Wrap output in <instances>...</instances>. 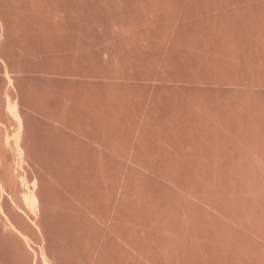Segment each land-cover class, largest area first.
<instances>
[{
	"label": "rangeland",
	"instance_id": "374dc122",
	"mask_svg": "<svg viewBox=\"0 0 264 264\" xmlns=\"http://www.w3.org/2000/svg\"><path fill=\"white\" fill-rule=\"evenodd\" d=\"M16 1V0H15ZM21 1L20 5H23V2L25 5L19 6L16 8L21 9V12H26L25 14L28 15V13L31 11L33 6L32 5H28L29 1L31 3L32 0H27V4L24 0H19V2ZM42 1V0H40ZM46 2H48V6L52 7V2L54 4H58L56 6H60V9L62 7V10L64 8V10L66 9V13L64 15V11L62 10H58L57 7H55V9L57 10V12L59 11V13H61V11L63 13H61V15L63 14L64 16H66V18H68L67 16L71 15L70 19H63L65 21L62 20L61 22V18L59 19V21L62 23L58 22H54L55 19L57 18H52L54 19V21L51 19L52 23L50 22L49 24L46 22V26H44V28L41 26L43 22H45V20L41 21V25L37 22L36 18H38L39 16H42V14L44 13L43 11H40L42 7L39 8V6L37 8V10L33 9V12L36 11H40V13H42L41 15H39L40 13L37 14L36 18L33 19L31 17L27 18V16L24 18V23H22L21 18L22 16L19 17V20L16 22V18L13 20L12 17V23L16 22L15 25L13 23L12 28L11 25L9 24L10 19L7 18L6 21H8L7 23L9 24V29H11V36L9 35V37H11V39H9L8 41L11 40V42L14 44V53L13 54L11 52H9V55H16L13 57H10L11 59L13 58L16 62L18 59V50H16V48L20 49L23 47L25 48V52L22 51L19 55H21L23 57V59L21 60V67L18 65L20 63V59H19V63L17 62L14 63L17 65V67L19 68H24L27 73H31V75L29 74H23L25 73V71L22 69L21 74L19 72V76H27L26 80L22 79L21 77H17L14 79L15 76H12V80H16L15 82H18V78H21L19 80H21L19 84H22L23 89L25 90L24 87H26V90L30 91L29 95L24 96H30L28 97L27 101H29V103H32L33 105H35L36 107H41L43 110L41 111V108H36L38 110L35 111V115L36 112L40 111V113L42 114V117L40 116L41 114H38L36 117V119H40L39 116L43 119L44 114L47 117H51L53 115V112L57 113V115L55 114V120L51 121L52 119L48 118L49 121H51L50 124L47 123V120L45 121H41V120H35L36 123H34V125L36 126V128L38 129V136L36 135L37 140L35 139V134H32V132H30L32 135H30L31 137L34 136V140L32 143V146L34 147L33 144H35L38 140H40V142H37L38 145H40V148L38 145H35V148L40 152V157L39 158H44L46 161V167L44 169L45 173L43 172V168L41 167V174L44 173L43 175L47 176V178H50V181L48 179H45V177H43L41 175L42 179L46 180V183L49 181V185H50V190L48 192V190L46 188L42 187L45 189V192L47 190L48 193L51 192V199L54 197V199H57L59 201V205L61 207L60 203H64L62 204V206L64 205V207H62L63 209V213L62 211H60L62 214L61 216L63 217H58L59 219L57 221H59L61 224L66 223V227L67 228V234L69 235V238L67 240V238L65 237L66 234L64 235L65 239L68 241V245L66 242V245L69 249V243L71 245H73L75 248L81 250L80 253L81 256L80 258L77 257V255L74 254V252L72 251H76V253L78 252L77 249L73 248L72 251L70 250V252H72L71 254L68 252V260L72 261V264H80L81 262H83L85 258H88L90 260H95L94 258L98 259L99 262L101 264H111L114 262V260H112V257L115 253V257H113V259H115L116 264H126V262H133V264H138L139 260L142 259V257H137V253L133 254L136 255L133 256V254L130 257V254L132 253V251H129L128 246L125 244V241L123 238L122 242L127 246V247H123L125 249H127V253L129 255V259L133 257H135L134 261L132 258L131 261H128V255L125 253V249L121 250V246L120 244H123L122 242H120V244H118V239L117 243L116 239L115 242L113 244V242H109V240L113 241V237L115 238H122V237H129L126 239H130L133 241V243L131 244L132 246L135 245L134 243L139 244L141 243V241L145 240L147 241V243H149L148 245H146L143 241V243H141L142 245H146V246H141V248H145V254L147 252L146 249H148L149 247H151L149 250H152V254H150L149 252L147 254H150L152 256V259L154 257V259L160 257L161 262H163V264H184V263H179V261L182 259V262H184L186 260V264H201L202 262H206V259H208L207 257L204 258L205 256L211 255V254H207L208 252L210 253V251L208 249V251H204L202 252V249H205L207 247L210 246V249L212 247V249L214 248L213 244H215V241L211 240V236H208L205 232L210 231L207 230L204 233L209 237L210 241L214 242L211 246V244L209 242H207V238L206 235L203 233V237L205 235L204 238H202L201 235H196V233L198 234L199 232H196L194 234H192V229L194 227V225H192L189 221V219H192L191 221L194 222L193 217H197L198 215L194 214H198L196 213L195 208H197V210H201L200 212L205 213L203 216L206 217L208 214L209 219L206 217L205 221L210 220V218L213 215H209V210H207V207L205 206L204 208V202H198L195 203V201L193 200V196L192 195V200L187 198V194H184V191L187 193H190L189 191H191L192 193L194 192V187L197 188V191H202V187L199 188L200 186H202L203 183L206 182V180L208 179L207 177H210L209 179L214 178L213 180L210 181H216L215 183H211V184H216L220 182L223 183V181L225 180V178L230 179L231 181V176H235V174L239 171L237 170H232V168L230 167L229 163L227 164L228 167V172L233 171L235 174H233V172L229 173L230 177L228 178V174L226 176V174H224L222 172V174L224 175V179L223 181L219 179H221L218 170H215L217 167H220V170H224L225 173H227L226 171V167H224L225 169H223V165H224V161H226L228 158L225 157V155H222L223 152L227 153V151H229V147H231V153L230 156L231 159L232 157H235L236 155L233 156V151H235V149H232V147L234 146L235 148L237 147V149L239 150L238 146H241V142H239L240 145H238V141H243V139L245 140L244 142L249 141L248 143L251 142V144H246L247 145H252L254 147H257L255 145H264L262 144H258L252 143V141L255 138V141L258 140V136L261 135V131L262 134L264 133V128L263 130H260V127L264 125V119L262 120L263 123H261V121L259 122V120H261V117H259L260 113L262 114L264 111V91H261L262 88L264 87V85H260L259 83L262 81L263 78L264 80V20L262 22L259 20L262 16L259 15V8H261V6L264 4H259L256 1V4L253 5L255 7H253V5L251 3L248 2L250 0H246L248 3V7H249V3L250 5L255 8L258 12V16H255V12H253L252 14H255L253 16H251V20L253 21H248V20H240L243 19V16L246 17V15H242L240 11L237 10H244L242 9L243 7L245 8V6H247L246 4H244V0H229L231 3L233 1V4L235 3V1L237 2H241V5H243V7L237 8V10L235 11V13H238L237 15L239 16V20H235L236 16L235 13L233 14L235 17V19H233L231 17V13H233V10L231 8H236L237 2L232 5L234 7L230 6V9L232 10L229 11V3L227 4L228 6H225V0H179L177 2V4H175L176 6H178L177 8H179L181 10L178 11L179 9H177V12L179 13L177 15H172L170 16V14H168L166 11H164V8L162 9L164 12L166 17H163L164 15H162L163 18L158 17L159 20H155L154 22L153 20H151L154 15L159 16L161 11H158L159 8L164 7L167 9V4L172 3L168 2L165 5L162 4L161 2H159L160 4L164 5H160V7L155 6L156 8L149 10L150 12H148L147 15H149V20L148 19H143L146 17L141 15H138V13L142 12L144 9L147 11L145 4L148 3L149 0H141L142 3H145L142 7H144L143 10L142 7L136 6L137 2H139L138 0H45ZM144 1V2H143ZM153 2V0H150V2ZM170 1V0H169ZM192 1V3H191ZM245 1V2H246ZM263 1V0H262ZM14 0H0L1 5L4 4V7H7V10L9 11V8L12 6L11 3H13ZM17 2V3H19ZM39 1H35L34 3L32 1V4H36L34 5L35 7L38 5ZM136 2V3H135ZM148 4H151V3ZM156 4H158V2L155 0ZM153 2V3H155ZM167 2V1H166ZM180 2V5H179ZM182 2H186L183 3ZM190 2V3H189ZM219 2H222L223 6L226 7V9L230 12L228 13L227 10L225 8L222 9V11H225L230 14V18H232L233 20H224V18L228 15L223 14V12L216 14L218 17L219 15L224 16L223 20L221 21L222 17H220L221 19L218 20L219 18H217V20H213L214 18H216L217 16L214 17V13L212 11L207 10L206 13H208V15L211 14V12L213 13V17H211V19H207L206 16H208L205 11L206 10V6L207 4L211 3V4H217V8L221 9L222 4L219 6ZM264 2V1H263ZM17 3H15L17 5ZM45 3V2H44ZM42 2H39L40 6H43ZM50 3V5H49ZM141 4V2H139ZM138 3V5H139ZM165 3V2H164ZM176 3V1L174 2ZM173 4V7L175 6ZM262 3V2H261ZM11 6H10V5ZM136 4V5H135ZM147 4V8L149 9L151 5L148 6ZM185 4V5H184ZM208 4V6H209ZM258 4V5H257ZM9 5V6H8ZM28 5L29 7L32 6L31 8L25 7ZM46 4H44L45 7ZM52 5V6H51ZM142 5V4H141ZM155 5V4H152ZM171 5V4H170ZM169 5V6H170ZM260 5V6H259ZM3 6V5H2ZM140 6V5H139ZM175 6V9H176ZM211 6V7H210ZM209 7L211 8V10H213V6L210 5ZM262 6V7H263ZM34 7V8H35ZM43 7V8H44ZM50 7L47 8L46 5V14H44L45 16L44 19L46 18V21H49V15L50 14ZM52 7V9L54 8ZM152 7V6H151ZM171 5V8L174 9ZM248 7L245 8L247 10V13H251L249 9L248 12ZM14 8L15 5L13 3V8H11V12L14 13ZM24 11H22L23 9ZM42 8V9H43ZM141 8V9H140ZM158 8V9H157ZM170 8V9H171ZM250 8V7H249ZM31 9V10H29ZM48 9V10H47ZM50 9V10H49ZM137 9H139L140 12L137 11ZM155 9L157 11H155ZM169 9V8H168ZM167 9V11H168ZM171 9V10H172ZM193 11V13H195V15L197 14V10H201L202 14L200 15H204L205 13V17L200 18V16L198 18L195 17H191L190 14V10ZM254 9V10H255ZM262 9V8H261ZM264 9V8H263ZM262 9V11H264ZM1 10L3 11V7L1 8ZM5 10V9H4ZM6 10V11H7ZM25 10H29L25 11ZM44 10V9H43ZM54 10V9H53ZM144 10V13L146 12ZM161 10V9H159ZM170 10V12H171ZM185 10L184 12H187L188 16H190L189 18L187 17V15H185V13L182 11ZM189 10V13L188 11ZM196 10V11H194ZM217 10V11H215ZM214 12H218L220 10L215 9ZM246 10L245 12H243V14H246ZM7 11V12H8ZM48 11V12H47ZM129 11H136L137 13L134 12H129ZM175 11V12H176ZM191 11V14H193ZM209 11V12H208ZM253 11V10H252ZM261 11V13H262ZM9 11V14H7L6 12L3 14L2 12V16H4L5 18V14L6 16L10 17L11 13ZM17 16V13H19L20 11H15ZM28 12V13H27ZM32 12V13H33ZM35 12V13H36ZM55 12V10H54ZM52 11V13L55 15L56 12L54 13ZM68 12V15H66ZM129 12L134 13L135 14V18H133L132 16L134 15H130L129 13H127V16L123 15L124 13ZM154 12V15L152 17V13ZM156 12H159L158 14H156ZM174 12V13H175ZM176 12V13H177ZM204 12V13H203ZM11 13V14H10ZM29 13V14H32ZM33 13V14H35ZM51 13L50 16L54 15ZM58 13V14H59ZM77 13H81V14H77ZM147 13V12H146ZM150 13V14H149ZM163 13V12H162ZM173 13V12H172ZM175 13V14H176ZM184 13V20H178V18H180L181 14ZM210 13V14H209ZM249 13V14H250ZM32 14V15H33ZM58 14H56L58 16ZM77 14L79 15V17H75L74 15ZM241 14V18L240 15ZM248 14V15H249ZM10 15V16H9ZM19 15V14H18ZM21 15V13H20ZM24 16V14H22ZM36 15V14H35ZM59 14V16H61ZM62 15V16H63ZM81 15V16H80ZM170 17V20H166L164 18H167L168 16ZM183 15L180 19L183 18ZM247 15L246 18H249ZM264 15V13H263ZM31 16V15H30ZM34 16V15H33ZM61 16V17H62ZM73 16V17H72ZM138 16V18L136 17ZM155 16V17H156ZM161 16V15H160ZM194 16V14H193ZM258 19L255 18V17ZM41 17V19H42ZM49 17V18H48ZM82 17V18H81ZM126 17V18H125ZM151 17V18H150ZM178 17V18H177ZM185 17L187 19H185ZM147 18V17H146ZM156 17V19H158ZM162 20H161V19ZM177 18L178 22L175 20V23L173 22V20ZM238 18V17H237ZM262 18H264V16H262ZM6 19V18H5ZM29 19L31 21H29ZM57 19V21H58ZM228 19V18H227ZM26 20H28V22H25ZM36 20V21H34ZM38 20H40V18H38ZM250 20V19H249ZM20 21V22H19ZM54 22V23H53ZM18 23V25H17ZM57 23V24H56ZM22 28H21V26ZM25 27V29H24ZM42 28V29H41ZM176 32H178V35H176ZM9 33V31H8ZM171 33L175 34L174 37H176L174 40L171 36ZM241 34V35H240ZM261 37L263 38V40H260ZM7 38V37H6ZM28 41H27V40ZM7 40V39H6ZM6 40L2 41L5 42ZM263 42V43H261ZM1 41V39H0ZM8 41H6L8 43ZM10 43V42H9ZM8 43V44H9ZM5 44V43H4ZM3 44V46H5ZM7 44V45H8ZM21 45L23 47H21ZM13 46V45H12ZM9 47V45H8ZM7 47V48H8ZM11 47V46H10ZM16 47V48H15ZM10 51L12 50L11 48H9ZM31 49H33L35 52L29 55H27L28 51L26 52V50H29L30 52H33ZM5 53L7 55L8 50L5 47ZM7 51V52H6ZM21 51V50H20ZM232 52H236L234 55ZM25 53V54H24ZM40 53V54H37ZM239 54V61H236L238 58H236V60L233 58L238 57ZM235 56H233V55ZM27 55V56H26ZM232 55V57H231ZM20 57V56H19ZM20 57V58H22ZM2 58V57H0ZM3 59V58H2ZM0 59V61L2 60ZM13 60V61H14ZM5 61V59H4ZM4 61H1V63H4ZM14 61V62H15ZM234 61H236V64L238 65H233ZM238 62L240 64H238ZM0 63V64H1ZM8 63V62H5ZM4 63V64H5ZM2 64V65H4ZM12 63V65H14ZM250 64H253V68L256 66V68L259 70L256 71L260 72V78L257 81L256 79L259 77V73L257 74L254 71H252V67L250 68ZM6 65V64H5ZM12 65L9 63L3 67V70H5L6 67V73H8V70H10L8 67L11 66L10 68L13 69ZM14 65V66H16ZM16 68V67H15ZM13 71H11L10 75H12V72H15L16 69ZM19 68V69H20ZM252 69V70H251ZM41 71V72H40ZM46 71V73H45ZM3 73H5L4 71H2ZM10 72V71H9ZM43 72V74L41 75V73ZM253 72V73H252ZM1 73V75L3 74ZM4 74V76H8V74ZM18 72L16 71V74ZM40 73V74H39ZM15 74V75H16ZM49 75V76H45V75ZM9 75V76H10ZM14 75V74H13ZM29 75V76H28ZM70 75V76H69ZM251 75L252 76V80H253V85L254 87L257 86V88L259 89V87L262 86V88L259 89V91H257L258 89L255 88L256 91L253 90V86L251 87L252 83L250 82L251 80ZM254 75H258V77L254 76ZM3 76V77H4ZM8 76V77H9ZM2 77V76H0ZM23 77V78H24ZM29 77V78H28ZM224 77H229L228 79H232L234 81L231 80V82L227 83V84H238L237 82L241 83V87L239 85L240 90H237V93H243V95L248 96V99L246 97V99L249 101V95H252L250 99L253 98H257L256 101L255 99H252L254 101H249V104H253L251 106V108L253 107V110L251 108H249V104L248 102L246 103V101L241 97L237 96L236 94H234V92H236L235 90L231 91L229 90V86L226 85L224 82L226 80V78ZM28 78V79H27ZM254 78L256 80V83L259 82L257 85L254 81ZM225 79V81H224ZM173 80L175 81L174 83L177 84V82L179 81L180 83H178L177 85L173 84ZM14 82V85L16 86L17 84ZM236 82V83H235ZM263 82V81H262ZM261 82V83H262ZM247 83V84H246ZM17 85V87H20V85ZM256 84V85H255ZM238 85H236L235 87H238ZM8 86H10V84L8 83ZM232 86V85H230ZM243 86V87H242ZM249 86V87H248ZM259 86V87H258ZM234 87V86H232ZM251 89V91L247 92L246 89L248 88ZM231 88V87H230ZM20 89V88H19ZM21 88V90H23ZM234 89V88H231ZM23 90V91H24ZM247 92V94L245 93V91ZM253 90V91H252ZM264 90V89H263ZM28 91V92H29ZM27 92V93H28ZM23 93V92H22ZM26 93V92H24ZM23 93V94H24ZM245 93V94H244ZM252 93V94H250ZM254 93V96H253ZM242 96V95H240ZM239 97L241 100H238ZM244 97V96H243ZM23 98V99H24ZM26 101V98L24 99ZM26 101V105L28 104ZM241 103V105L243 106L242 103H245V107L248 106V108L246 109V112L243 114L242 106H239V102ZM244 101V102H243ZM253 102V103H252ZM254 102L255 105L257 104L259 108H255L254 107ZM24 103V101H23ZM31 104L27 105L30 107ZM32 106V105H31ZM33 108L32 111L34 112L35 107L32 106ZM228 107V108H227ZM229 107L230 110L231 108L233 110H231L232 112L229 111ZM241 109L239 111L238 108ZM30 109V110H31ZM228 109V110H227ZM243 109V110H244ZM259 110V114L257 111L253 112L254 115L258 116L260 119H258L257 117L255 118V116L253 117L251 115L252 111L254 110ZM45 110V111H44ZM46 110L47 112L49 111L52 115H47L46 114ZM261 110V111H260ZM32 111H30L29 113L31 114ZM245 111V110H244ZM37 112V113H38ZM248 112V113H247ZM243 114L244 117H246L245 120H243L240 116H238L240 118V121L237 119L235 120H231L232 118L235 119L234 117L231 118V116H237L238 114ZM33 114V115H34ZM264 114V113H263ZM262 114V117L264 118ZM251 115V116H250ZM58 116V117H57ZM31 118V115L29 116ZM34 117V116H32ZM226 118L225 121L224 119L222 120V118ZM56 118L59 121H63L60 123L63 124H67L64 126H62L61 128V124H59L58 122H56ZM227 118L229 120H227ZM250 119L249 122L247 121ZM46 119V118H45ZM44 120V119H43ZM215 120H217L215 122ZM218 120H222V124H226V127H228V125H230L231 129H235L237 130H241L243 129V124H241L242 122L246 123V121L248 122L247 125L253 124V128L254 129V133L249 134V131L247 132V130H249L250 128L247 127V125L244 128V132H242V134L246 135V136H241V138H239V136L237 137V139H239L236 143L237 145H231L232 143L228 142V139L225 138L226 135L224 133H221V131H219V129H221L222 127H224L218 122ZM227 120V121H226ZM241 120H243L241 122ZM242 125V128L239 129V123ZM33 122L30 121V123ZM52 122H56V125H53ZM257 122L259 124H257ZM9 124V128L12 130L15 126L14 123L10 124L9 122L7 123ZM5 125L6 127L8 125ZM33 124V123H32ZM59 124V125H57ZM218 124V125H217ZM239 124V125H238ZM31 125V124H30ZM33 125V126H34ZM221 125L222 127L219 128L218 126ZM240 125V126H241ZM259 125V126H258ZM13 126V128H11ZM34 126V127H35ZM60 126V127H59ZM66 126H71V127H67L68 129H75L76 131L74 132V130H66ZM32 127V126H31ZM30 127V129H31ZM224 129V131H226V128ZM230 127H228V130L230 129ZM259 127V128H258ZM7 127V130H10ZM64 128V129H63ZM143 130V133L141 132L140 129ZM256 128H258L257 131ZM262 128V127H261ZM35 129V128H34ZM223 129V128H222ZM221 129V130H222ZM231 129L227 132L230 134ZM10 130V131H11ZM36 130V129H35ZM32 131V129H31ZM34 131V130H33ZM73 131V132H72ZM80 131V134L77 132ZM140 131V132H138ZM222 131V132H224ZM233 131V130H232ZM235 131V132H236ZM253 132V131H252ZM257 132H258V136H257ZM140 133V134H138ZM142 133V134H141ZM238 133V132H237ZM235 133V135L237 134ZM248 133V134H245ZM233 134V133H232ZM237 134V135H239ZM252 134V135H251ZM254 134V136H253ZM256 134V135H255ZM248 138H243V137H247ZM250 135V136H249ZM230 135H228L227 137H229ZM261 136H264L261 135ZM235 136L232 137V135L230 136V138H233V140H237ZM260 137V136H259ZM253 138L252 141H250ZM32 139V138H31ZM214 140L216 142L221 143L220 146V150L223 151L222 154H217L218 158L217 159H221L224 160L223 162H220L222 160H214L211 159L210 156L212 153L214 154V150H217L216 146L212 147H216V148H212L211 144L209 143V140ZM223 139H227L226 143H223ZM246 139H248L246 141ZM207 140L209 141L207 143ZM232 140V139H231ZM262 138H260V141H256V142H262L261 141ZM264 140V138H263ZM211 141V143H212ZM234 142V143H235ZM233 143V144H234ZM189 144H192L194 146V150H196V152H192L193 150H191V146ZM210 144V146H209ZM213 144V143H212ZM243 144V143H242ZM228 145V146H227ZM189 146V148H188ZM249 146V147H252ZM108 147L113 148V151H109L110 149ZM248 147V148H249ZM253 147V148H254ZM242 148V146L240 147V149ZM244 148V147H243ZM242 148V149H243ZM246 148V147H245ZM33 149V148H32ZM40 149V150H39ZM236 149V150H237ZM34 150V149H33ZM191 150V151H190ZM215 150V151H216ZM235 151L234 153H238L239 151ZM249 150V149H248ZM247 149H245L244 155L247 154ZM194 153V154H190V152ZM38 152V154H39ZM218 152V151H216ZM220 153V151L218 152ZM35 154V153H34ZM229 154V153H228ZM36 157L39 156L37 154H35ZM224 156V158L222 156ZM155 156V157H154ZM208 156V157H207ZM215 156V155H213ZM220 156V157H219ZM35 157V156H34ZM34 158V160H37L35 166H40L43 165L44 167V159L43 162L39 165H37V162L39 159ZM238 157V156H237ZM132 158L134 160H132ZM137 158V159H136ZM213 158V157H212ZM236 158V157H235ZM235 158H233V160H231L229 158V162H232L235 164L236 160H234ZM138 159L142 162H140L142 165L148 167L147 165L152 164V161H155L153 165H155L154 169L148 167L151 171L149 172L145 170L144 168H142L143 166L139 165L137 163H134V161L136 160V162L138 161ZM153 159V160H152ZM214 160L215 163H213ZM249 160V159H247ZM151 161V163H150ZM35 162V161H34ZM247 162V161H246ZM244 163L247 167L251 168L250 162L248 163L249 166L247 165V163ZM40 163V162H39ZM218 164V163H223V165H214V164ZM232 163H230L231 165H233ZM133 164V166H132ZM147 164V165H146ZM237 164V163H236ZM226 165V163H225ZM240 165V164H239ZM151 166V167H152ZM217 166V167H214ZM237 165L232 166L233 168H235ZM222 167V169H221ZM40 169V167H37V169ZM231 168V171L230 169ZM236 168H241L236 167ZM37 169L33 170L32 172V177L35 178V180H38V178L36 179V175L37 173ZM218 169V168H217ZM254 169V168H253ZM157 170L156 174L161 173L164 174V176L159 177L158 174L157 176L155 175V172L152 173V171ZM36 171V172H35ZM217 171V172H216ZM237 171V172H235ZM255 171V170H254ZM40 172V170L38 171ZM36 173V174H35ZM50 173V174H49ZM34 174V176H33ZM222 175V176H223ZM38 177L40 175H37ZM51 176V177H50ZM167 176V177H165ZM58 177V178H57ZM163 177L167 178H172L170 179L171 181H175L172 182V184L181 186H185L184 188H187V190L184 189V191H181L183 187L179 188L180 189V193L178 194L179 190H177L176 186V190L175 192H177V195L179 196L181 193L182 197H184V199L186 200H190L188 201H183L180 200L182 199L179 198L178 196L174 195V191L172 190V188L174 187V185L171 184V182L167 181V179L165 180ZM207 178L206 180H203V178ZM40 178V177H39ZM53 178V179H52ZM61 178V182L62 184L56 180ZM234 177H232L233 180ZM236 178V179H235ZM233 182L228 181L227 179L225 180V185L227 186V188L229 189V186H232L230 184L233 183V186L237 185V181L239 182H243L244 180L238 179L235 176ZM41 179V180H42ZM208 179V180H209ZM40 182L43 183V180ZM44 180V181H45ZM48 180V181H47ZM53 180V181H51ZM169 180V179H168ZM241 180V181H240ZM59 184H58V182ZM205 181V182H204ZM57 182V183H56ZM209 181H207V185ZM230 182V183H229ZM44 182V186L48 187L49 185H45L46 184ZM56 183V184H55ZM177 183V184H176ZM220 183V184H222ZM227 183L229 185H227ZM235 184V185H234ZM244 184V183H243ZM241 185L239 187H248L247 183L245 182L244 185ZM124 185V187H122ZM206 187V183L204 184ZM213 185V186H214ZM173 186V187H172ZM210 186V184L208 185V187ZM216 186V185H215ZM214 186V187H215ZM220 186V185H219ZM218 186V187H219ZM178 187V186H177ZM204 187V188H205ZM207 187V188H208ZM217 187V188H218ZM225 188L224 185H221V188ZM237 190H246V189H242L240 188ZM48 188V189H49ZM122 188V189H121ZM175 188H173L175 190ZM188 188H192V189H188ZM199 188V189H198ZM211 188V187H210ZM222 188V189H223ZM237 188V186H236ZM124 189V191H126L125 194L124 191H122ZM209 189V188H208ZM214 188L212 187L210 190L213 191ZM227 189V190H228ZM232 189V188H231ZM230 189V190H231ZM141 190L144 191L142 192L143 194L147 192L148 196L144 195L145 198L139 197L138 193L140 192L141 194ZM189 190V191H188ZM207 190V189H206ZM206 190L202 191L203 193L206 192ZM210 190L209 193L211 192ZM216 190V191H215ZM213 191V193L217 192V190H220V188L216 189ZM226 190V188H225ZM223 189V191H225ZM119 191L123 192L122 197L120 196L121 194L119 193ZM170 191V193H169ZM195 191V192H197ZM221 191V190H220ZM219 191V193H220ZM44 192V193H45ZM194 192V193H195ZM222 192V191H221ZM226 192V191H225ZM247 192V191H246ZM201 193V194H203ZM208 193V192H207ZM218 193V192H217ZM218 193V199L216 198V200H213V198L215 199L214 195L212 194V192L210 194H212V196L210 195L209 197L211 198V201L213 200L214 202L216 201L217 204L219 205V198H220V194ZM223 193V192H222ZM231 193V192H230ZM228 194V192H226V194L224 193V195H230V198L232 200H239L237 199L233 194ZM244 193V192H243ZM46 195H48L47 193H45ZM143 194H141L140 196H143ZM200 194V192H199ZM198 193H195V196L198 197L197 195H199ZM200 194V196H201ZM45 195V196H46ZM49 195V196H50ZM125 195V196H124ZM185 195V196H183ZM208 196V194H206ZM221 196L223 199V197L225 196ZM227 195V196H228ZM233 195V197L231 196ZM240 195V194H239ZM242 195V194H241ZM240 195V202L245 204V207H243L241 204V206L239 207L241 214L243 210V214L247 211V210H251L252 206L251 204H249L250 206L246 205L247 202H252L250 201V197L248 198L249 200H247V197L244 196L241 198ZM187 196V197H186ZM194 196V199L196 200ZM199 196L198 199H202V197L205 199L206 196L202 195L201 197ZM121 197V198H120ZM124 197V198H123ZM234 197L236 199H234ZM47 198V196L45 197ZM120 198V199H119ZM191 198V197H190ZM208 198V197H207ZM209 198V199H210ZM49 202L53 203V200H51ZM204 199H202L201 201H203ZM208 199V200H209ZM225 199V198H224ZM220 200L223 204H226L225 200ZM226 199H229L226 197ZM243 199V201H242ZM246 199V201L244 200ZM207 200V199H206ZM230 200V199H229ZM229 200L227 202H229ZM46 201H48V198L46 199ZM62 201V202H61ZM79 201V203H78ZM181 201H183L181 203ZM200 201V200H199ZM212 201V203H213ZM225 201V202H224ZM55 202V201H54ZM186 202V203H184ZM192 202H193V206L194 208H192L193 210H190L192 206ZM215 202V203H216ZM231 203H233L234 201H230ZM230 202L227 203L229 208H232L235 206V204H231L232 207L230 206ZM238 202V201H237ZM240 202H238V206L240 204ZM246 202V203H245ZM48 203V202H47ZM55 206H53L51 204V207L53 206L55 209L57 206V202H55ZM78 203V204H77ZM184 203V205H183ZM190 205H189V204ZM220 203V209L218 207V205L213 203V206L216 205V209L219 211H221L223 213V210L221 209V207H223L224 205ZM80 204V205H79ZM185 204H187L185 206ZM196 204V205H195ZM222 204V206H221ZM48 205H50V203H48ZM189 205V206H188ZM202 205L204 210L202 209ZM236 205V207H238ZM259 205V204H258ZM258 205H254L255 207H262L261 204ZM170 206V207H169ZM191 206V207H190ZM227 206V207H228ZM251 207V208H247ZM167 207L172 208L171 212V222L170 219L168 221V219H165V216H167L169 213L167 211ZM190 207V209H189ZM218 207V208H217ZM225 206L224 212L225 210H228ZM243 207V209H242ZM259 207V208H260ZM58 208V207H57ZM56 208V209H57ZM165 208V209H164ZM227 208V209H226ZM247 208V209H246ZM258 208V209H259ZM48 209H52V208H48ZM61 208H59L58 210H56V212L59 213V210ZM173 209H174V213L175 216L173 215ZM186 209L189 212V215L191 214V216H193L192 218H190V216L187 215L186 213ZM257 209V211H259ZM261 209V208H260ZM162 210H167L166 212L168 214H166V212H162ZM190 210V211H189ZM195 213H190V212H194ZM206 210L209 211L208 213H206ZM232 213L230 218H232V220H234L235 218H238L237 221H239L240 223L243 222L242 218H241V214L240 213H234L235 208L231 209ZM230 209L228 211H231ZM234 210V211H233ZM238 210V209H237ZM245 210V211H244ZM249 210V211H250ZM254 210V209H253ZM50 211V210H49ZM246 212L247 216L249 214H251L250 212ZM256 211V208H255ZM262 211V210H260ZM51 212V211H50ZM49 212V213H50ZM52 212H55L52 211ZM55 212V213H56ZM158 212V213H157ZM219 212V213H221ZM237 212V211H235ZM47 213V215L49 214ZM55 213H52L53 216ZM162 214L163 216H154L155 214ZM212 213V212H211ZM228 213L229 212H225ZM223 213L225 216L226 214ZM249 213V214H248ZM262 213V212H261ZM193 214V215H192ZM202 214V213H200ZM236 214L239 215V217H236ZM46 215V217H47ZM56 215V214H55ZM230 215V214H229ZM235 215V216H233ZM245 215V214H244ZM242 215V217L244 216ZM50 216V214H49ZM58 216V215H57ZM60 216V214H59ZM203 216H199L198 218L200 219H196V223L197 220L200 222L203 219ZM211 216V217H210ZM252 215H250V218L253 219L251 217ZM45 217V218H46ZM169 217V216H167ZM220 217V216H219ZM229 218V216H226ZM234 217V219H233ZM50 218H53L52 216ZM62 218V219H60ZM202 218V219H201ZM217 218V216H216ZM214 216V219H216ZM49 219V217H48ZM57 219V217H56ZM213 218H211V222ZM224 219V218H223ZM241 219V221L239 220ZM52 219H50L51 221ZM219 220V218H218ZM216 220V221H218ZM232 220L229 222H232ZM47 221V219L45 220ZM54 221V224H53ZM52 223L49 222V226H52L51 224L60 226V223H55V219H53ZM62 221V222H61ZM204 221V219H203ZM223 221L227 222L226 220H222L220 219V223H222ZM236 221V220H235ZM236 221V222H237ZM198 222V223H199ZM202 222V221H201ZM201 222H200V227H202L204 224H202L201 226ZM210 222V221H208ZM234 222V221H233ZM48 223V221L46 222ZM205 223V222H203ZM207 223V222H206ZM204 226H207L208 223ZM218 222H215V225ZM219 223V224H220ZM224 223V222H223ZM222 223V224H223ZM235 223V222H234ZM239 223V224H240ZM244 223V222H243ZM247 223V222H246ZM245 223V224H246ZM126 224L130 225V227L134 228L133 233H131V237L128 236L130 234V232H127V228H125ZM168 225L170 228L167 229ZM194 224V223H193ZM212 224H214V222H212ZM211 224V225H212ZM242 224V223H241ZM225 225H228L227 223H225ZM225 225H223V227H226ZM231 225V229H232V224ZM229 225V226H230ZM233 225H236L233 224ZM244 225V224H242ZM48 226V224L46 225ZM62 229L65 230V228L63 227V225H61ZM198 225H196L197 227ZM198 226V228H200ZM209 228H210V223H209ZM220 226V225H218ZM227 226V229L229 230L230 237L232 234L237 233L236 236L241 232V234H239V236H237V239L241 241L242 238H240L241 236L246 237V233L244 230H239L238 226L236 225V227L234 228H238L236 230V232H232L230 230V227ZM248 226V224L246 225V227ZM54 227V226H53ZM54 227V229H55ZM160 227H166V228H162L160 229ZM186 230L184 231L185 228ZM195 227V229H196ZM50 227H48L49 229ZM57 229H59V231H61V228L56 227ZM126 231H125V229ZM183 228V229H182ZM203 228V227H202ZM201 228V229H202ZM214 228L211 226V229ZM215 228H218L217 226ZM220 228V227H219ZM218 228V229H219ZM222 228V226H221ZM234 228L232 229L234 231ZM52 229V228H50ZM57 229H55V232L57 234ZM129 229V226H128ZM175 231L172 233V231ZM194 229V230H195ZM201 229H199L198 231H200ZM205 229V228H204ZM218 229H214V230H218ZM223 229V228H222ZM221 229V231H222ZM226 229V230H227ZM63 230V231H64ZM116 230H119L118 234H114L117 233ZM137 230H141L144 231L143 234V239H142V233L140 231L141 234H136L139 233L137 232ZM161 230L163 231L162 234L164 233V231H166V234H164V236H162ZM187 230H190V232H188L189 235H193L192 240L191 237L188 236L186 237L185 234H187ZM193 230V231H194ZM225 230V229H224ZM225 230V231H226ZM250 230H253L250 228ZM50 231V230H49ZM48 231V232H49ZM53 231V230H52ZM115 231V232H114ZM136 231V232H135ZM160 231V232H159ZM215 231V233H216ZM219 231V230H218ZM221 231L219 232L220 234L223 235V231L221 233ZM238 231V232H237ZM114 232V233H113ZM123 232H127L126 234ZM135 232V234H134ZM172 233L173 235H169V233ZM50 233V232H49ZM52 233V232H51ZM50 233V236H51ZM66 233V232H65ZM202 233V231L200 232ZM212 233V231H211ZM228 233V231H227ZM226 233V234H227ZM245 233V234H244ZM54 239L59 238L57 235ZM63 234V233H62ZM114 234V235H113ZM122 235L121 237L119 235ZM125 234V236L123 235ZM128 234V235H127ZM183 234V235H181ZM214 234V232H213ZM217 236L220 235L218 233H216ZM224 233V235H226ZM245 236H244V235ZM248 234V233H247ZM67 235V236H68ZM134 235V236H133ZM140 235V236H137ZM212 235V234H211ZM215 235V234H214ZM249 235V234H248ZM53 236V235H52ZM60 236V233H59ZM171 236V237H170ZM182 236L188 240L187 238H189L190 241H186L188 242H194L193 244H189L192 245L189 246L190 250L186 249L185 252H187V255H184V253L181 251L182 249V245L180 247L181 239ZM228 236V234H227ZM235 234L233 235V237L228 238V240L230 239V243L226 244L227 246L231 244V240L233 238V240L235 241L236 238L234 239V237H236ZM250 236V235H249ZM248 236V237H249ZM62 237V235L60 236ZM63 237V238H64ZM146 237V238H145ZM170 237V238H169ZM197 239H195V238ZM216 239V243L218 244L219 241L217 239L222 238V236H220L219 238H216V236H214ZM224 237V238H225ZM247 237V238H248ZM198 238L200 240V245H198ZM222 238L221 240L223 241ZM225 238V239H226ZM53 239V238H52ZM62 239L63 242H65ZM125 239V240H126ZM195 239V240H194ZM246 239V238H245ZM36 240V239H33ZM57 240H60L57 239ZM57 240L56 242H53V240H51L53 242V244L55 243L57 245ZM120 240V241H121ZM206 240V241H205ZM220 240V241H221ZM61 241V242H62ZM70 241V242H69ZM96 241V249H98V242L102 243V246H106L104 247V249L108 252L109 255L107 256H100L99 253L97 254L96 249H94V251L92 252L93 248L95 246H93L92 244ZM183 241V240H182ZM185 241H183V243H185ZM218 241V242H217ZM225 241V240H224ZM223 241V242H224ZM38 242H41V240H38ZM37 240L36 242H34L35 244L38 243ZM51 242V244H52ZM61 242L59 241V244L57 245V247L59 246L60 249L61 247ZM91 242L93 247L91 249V247H87L89 243ZM126 242H128V240H126ZM226 242V241H225ZM239 242V241H238ZM100 243V244H101ZM104 243V244H103ZM109 244H113V246L115 245V248L117 247L116 250H114L115 248L112 247V245H109L111 249L107 246ZM131 243V241L129 242ZM187 243L185 244L186 247ZM209 243V244H208ZM234 243V242H233ZM233 243L231 245H233ZM240 243V242H239ZM237 243V244H239ZM242 243V241H241ZM65 244V243H63ZM95 244V243H94ZM99 244V245H100ZM123 244V246H124ZM195 244V246H194ZM216 244V245H217ZM42 245V244H41ZM54 245V246H56ZM89 245V246H90ZM198 245V246H196ZM223 244L217 245L216 248H220ZM225 245V244H224ZM223 245V246H224ZM37 246H40V243H38ZM101 246V245H100ZM101 246V248H103ZM148 246V247H147ZM156 246V248H155ZM158 246H164L161 247L162 253H164L163 257L160 256L161 250H160V254L158 255L159 249ZM200 246V247H199ZM233 245L232 247L236 250L238 248V246L235 248ZM240 246V245H239ZM41 247V246H40ZM53 247V246H52ZM135 247V246H133ZM147 247V248H146ZM188 247V248H189ZM198 247V248H197ZM226 248V246H224ZM229 247V246H228ZM227 247V248H228ZM38 251H40L39 247H37ZM56 248V247H55ZM62 251L63 248L65 249V247H63L62 245ZM67 248V249H68ZM137 248V245L135 247ZM164 250H163V249ZM185 248V247H184ZM192 248V249H191ZM231 248V246H230ZM228 248V250L230 249ZM113 255L112 254V251ZM156 251H154V250ZM158 249V250H157ZM211 249V252L213 251ZM241 249L240 252H237V250L235 251L236 253H243L242 248H239V250ZM55 249H53L54 251ZM118 250V251H117ZM141 249H139L140 251ZM185 250V249H182ZM222 252H221V248L220 251L215 252L217 255H215L213 252V256L215 257V260L213 259V256H209L212 262V259L217 262L219 260V255L226 253L224 251V249L222 248ZM227 250V249H225ZM227 250V251H228ZM238 250V251H239ZM59 250H57L58 252ZM83 251V253H82ZM104 251V250H103ZM102 251V252H103ZM111 251V252H110ZM190 251V252H189ZM216 251V250H215ZM56 252V250H55ZM64 252V251H63ZM96 254V257L93 256ZM127 255V258L125 256V254ZM224 252V253H223ZM231 252V249L228 251ZM228 252L226 255H224L225 257L228 255ZM234 251L231 252L234 253L232 254L233 256H236V253ZM40 253V252H39ZM59 254L61 253V251L58 252ZM66 252L64 255L67 254ZM101 253V252H100ZM104 254H107L106 252H103ZM153 253H156L153 254ZM206 253V254H205ZM57 257H59L58 255ZM229 254L232 258V255ZM245 254V253H244ZM38 255V252H37ZM41 255V253H40ZM102 255V254H101ZM149 255V256H150ZM184 255V256H182ZM205 255V256H204ZM241 255V256H238ZM238 257H241L242 260L240 262L238 257H235L234 259L238 260L237 264H243L242 261H244L243 259V255L242 254H238ZM79 256V253H78ZM97 256L101 257V258H97ZM112 256V257H111ZM147 257L149 258V260H145L143 261L142 264H147V262L149 263V261L151 262V257ZM158 256V257H157ZM222 256V255H221ZM227 256L225 257H221V259L225 258V260L230 257ZM256 255H254L253 258ZM39 257V255H38ZM37 257V258H38ZM85 257V258H83ZM212 257V258H211ZM40 258V257H39ZM38 258V259H39ZM63 258H60L63 260V262L65 261ZM82 258V261H81ZM181 258V259H180ZM205 260H204V259ZM218 258V260L216 259ZM59 259V261L61 262V260ZM67 259V258H65ZM101 259V260H100ZM127 259V260H125ZM151 259V260H150ZM198 259H203L202 261L198 260ZM232 259V260H234ZM247 259V257H246ZM41 260V258H40ZM39 260V261H40ZM89 260V261H90ZM95 261V263L98 262ZM112 260V262H111ZM157 260V259H156ZM154 262V260H152V263L155 264H162L161 262L157 261ZM184 260V261H183ZM225 260H222L223 262H226ZM231 259H229V262L227 264H229L231 261ZM236 260H234L236 262ZM69 261V262H70ZM75 261V262H74ZM89 261H87V264H89ZM213 261V262H214ZM220 261V260H219ZM246 261V260H245ZM59 262V263H60ZM62 262V263H63ZM91 262V261H90ZM94 262V261H93ZM92 262V263H93ZM114 262V263H115ZM135 262V263H134ZM181 262V261H180ZM212 262V263H213ZM213 263V264H217V263ZM221 262V261H220ZM221 262L222 264H225ZM235 262H233L234 264H236ZM71 263V262H70ZM66 261V263L64 262L63 264H70ZM85 263V262H84ZM94 263V264H95ZM113 263V264H114ZM149 263V264H152ZM203 263V264H204ZM247 262H245V264H247ZM98 264V263H97ZM128 264V263H127ZM132 264V263H129ZM140 264V263H139ZM207 264L208 261H207ZM220 264V263H219ZM232 264V262L230 263Z\"/></svg>",
	"mask_w": 264,
	"mask_h": 264
},
{
	"label": "bare ground",
	"instance_id": "6f19581e",
	"mask_svg": "<svg viewBox=\"0 0 264 264\" xmlns=\"http://www.w3.org/2000/svg\"><path fill=\"white\" fill-rule=\"evenodd\" d=\"M24 1L26 2L27 0H24ZM32 1H33V3H34V0H32ZM32 1H31V3H30V1H29L28 5H29V4L32 5L33 8H31L32 6L29 7L28 5L24 6V8H25V7L31 8V9H32V12H33V9L37 10V9H39L40 7L43 8V7H44V4L47 5V8L50 7V6H48V2H46L45 0H42V1H40V0H35V1L42 2V3L45 2V3L43 4V6H40L41 4L39 5V2H36V3H38V5H37L36 7L34 6V5H36V4H32ZM49 1H50V0H49ZM51 1H52V0H51ZM51 1H50V3H51ZM136 1H137V0H136ZM138 1L141 2V4H142V5H141L139 2H137V3L135 2V3L137 4V5H136V4H135V5L138 6V8H139V7H142V6L146 3L147 0H146V1L144 0L145 3H142L141 0H138ZM144 1H143V2H144ZM156 1L158 2V4H156L155 0H153V2H155V3H153L152 1L150 2V0L148 1V3H149V2L151 3V4H148V3H147L148 6H149V5L152 6V7L149 6V7H150L149 9L147 8V4H145L147 11L144 9V7H142V9L140 8L141 10L144 9L147 13H146V12L144 13V10H143L142 12H140L141 10L139 11V9H137V11L140 12V13H138V15L142 14V17H143V16L145 17V15H143V14H146V17H147V18L145 17V18H143V19H148V21L153 20V22H154V19H155V20H159L158 17H161V18L166 17V15L164 14V13H166V12H167V13L169 12L168 14H170V16H172L173 14H174V15H177V14H178V16H179V13L181 12V10H180L179 8H177L178 6L175 5V4H177V2H178L179 0H170V1H169V0H166L167 2L164 1V0H156ZM161 1H162V2L164 1L165 3H164V2L162 3ZM171 1H172V3H174V2L176 1V3H174V5L176 6V9H175V6L173 7V4H172V3H169V4H167V5H168V6H167V9L169 8L168 11H167V9L165 8L164 5H165L166 3H168V2H171ZM188 1H189V0H188ZM192 1H193V0H192ZM192 1H191V3H192ZM226 1H227L228 3L230 2L229 0H225V2H226ZM245 1H246V0H244L243 3L246 4L247 6H245L244 4L241 5L242 1H241V2H240V1H239V2L235 1V3L237 2V4H239V3H240V4H239V5H236V4L234 3L237 7L234 8V9L231 8V9L233 10V13H231V17H232L233 19H235L234 17L236 16V19H235V20H239V16H238L237 14L240 13V12H241L242 15H246V17H247V15L250 13V12H249V9H252L253 11L250 10L251 13L248 15V17H249V16L251 17V16H253V15H255V14H256L255 16H258V13H257L258 11H257V10H259V9H260V11H259V12H260L259 15L262 14V16H264V15H263L264 11H262V9L264 8V6L262 5V4H264V2H263L264 0H263V1L260 0V3H259V1H257V0H255V1H252V0L248 1V0H247V1L250 2V3H251V1H252V3H251L252 5H253V2H254V4H256V1H257L259 4H261V5L263 6V7L261 6L262 9L259 8V7H258V9H257V8L253 5V7H255L257 10H256L255 8H253V7L250 5V3H249V7H250V8H249V7H248V4H247L248 2H247V1L245 2ZM17 2H19V0H16V1L14 0V2H13L14 5H15L14 11H13L14 13L11 12V8H13V3H11L12 6L9 4V5L11 6V7L9 8V11H10L12 14L10 13V14H11V16L9 15L10 17L6 16V14H5V18H6V19H5L4 16H2L1 14H2V12H3V14H4L5 12H6L7 14H9V11L7 10V7H4V6H5L4 4H2V5H3V6H2L1 3H0V13H1V14H0V39H1V41H0V57L3 58V59H2V58H0V59H2L1 61H4V59H5L4 63H5V62H8L9 65H10V64L12 65V63H13V64H14V63L17 64V62L19 63V59H20V63H19L18 65L21 67V66H22V65H21V60L23 59V57H22L21 55H23V54H22V51L25 52V51H24L25 48H24L22 45H21V47H23V49H22V48L20 49V47H19V48H16V47H15V48H16L15 51H17V50L19 49V50H18L19 53H18V56H17V58H16V59H18V60H17V62H16V61L13 59V58H15L16 55H17V54H16L17 52L14 53V51H13V49H14V44L11 42V40L8 41L9 39H11V37H9V35L11 36V34H10V33H11V29H9V27H10L9 24L11 23V24L13 25V23H14V25H15V23L19 20V17H20V16H22V17H20V18H21L20 21L23 20L22 23H24V20L26 19V18H25L26 16H27V18L30 17V19H31V17H32V18H33V17L36 18L37 14L40 13V11H43L44 13H43V14L40 13L39 15L42 14V16H45L44 14H46V12H45V10H46L45 7H46V5H45V7L43 8L44 10H43L42 8H40V9H41V10L39 9L40 11H38V12L34 11L33 13L36 12V13H35L36 15L33 14L31 11L29 12V10H31V9H29V10H25V11H28L29 13H32V14L34 15V16H33L32 14H29L28 12H27L28 15L25 14L26 12H21V9H20L21 7H20L19 9H17L16 6H17V7H19V6H22V7H23V5H25L24 2H23V5H20V4H21V1H20L19 3H17ZM159 2H161V3L164 4V5L160 4ZM227 2L225 3V6H226V7H227L228 5H229V6H228L229 9H230V6H231V7H234V6H232V5H234V4H233V1H232L231 3H229V4H228ZM261 2H262V3H261ZM15 3H17V5H16ZM50 3H49V5H50ZM138 3H139L140 6L138 5ZM183 3H186V2H182V5H183ZM189 3H190V2H189ZM220 3L222 4V2H219V4H218L219 6L221 5ZM26 4H27V2H26ZM152 4H155V5H152ZM159 4L162 5V6H164V7L159 8V9H161V10H159V9L157 8L158 11H161L160 14H159V16H156V15H154V12H153V13L151 12V13H152V17H153V15H154V17H153L151 20H149V15H147L148 12H150L149 10L152 11V9L156 8L155 6H157V5H158V7H160ZM170 4L172 5V7H173L174 9L171 8V5H170ZM208 4H209V3H208ZM208 4H207V6H206V8H207V7H208V8H207L206 10H203V11H205V13H206V11L210 9L209 11H212V12L214 13V17L217 16L216 14H219V13L222 11L223 8L226 9V7L223 6V4H222V6H220V7H222V8L219 9V8L215 7V6H217V4H214V3L211 4V3H210L209 6H210V5H212V6L214 5V6H213V10H211V8H210L211 6L209 7ZM227 4H228V5H227ZM9 5H8V6H9ZM18 5H19V6H18ZM52 5H53V6H52ZM52 5H51L52 7L55 6V7H57V9L59 8L58 10H62V7H61V9H60V6H59V7L56 6V5H58V4H54V3L52 2ZM169 5H170V6H169ZM179 5H180V2H179ZM184 5H185V4H184ZM240 5H241V7H243V5L245 6V8L248 7V12H249V13H247V10H246L244 7L242 8V9H244V10H242V11H241V9H240V10H237V8H239ZM257 5H258V4H257ZM38 6H39V8H37ZM238 6H239V7H238ZM259 6H260V5H259ZM2 7H3V11L1 10ZM34 7H35V8H34ZM52 7H50L51 10L49 9V10H50V14L47 13V15H49V17H50V18L48 17V18H49V21H46V18L44 19V17H42V16H39V17L37 16L38 18H40V20H38V18H36L37 22L39 21L38 23H39L40 25H41V21L45 20V22H43L42 25H41L43 28H44V26L48 25L50 22L52 23V21H51L52 18L55 19V18L57 17V18L55 19V21H54V19H52V20H53L54 22H58L59 25H60V23L62 22L63 19H65V20L67 19V20H68V19L71 18V15H72V14H70V13H69L70 16H67L68 18H66V16H64L65 13H66V11H67L66 9L64 10V8H63V10H62V11H64V15L62 14V15H63V16H62L61 13H63V12H62V11H61V13H59V11L57 12V10H56L55 7H54L53 9L55 10L56 14L59 13L62 17L59 16V14H58V16H57L56 14L54 15V14L52 13V11L54 12V10L52 9ZM241 7H240V8H241ZM36 8H37V9H36ZM163 8H164V11H166V12H164V11L162 10ZM170 8H171L172 10H171ZM4 9H5V10H4ZM22 9H23V8H22ZM25 9H26V8H25ZM177 9H179L178 11H180V12H177V11H176ZM215 9H218V10H220V11H218V12L215 13V12H214ZM229 9H228V10H229ZM231 9H230L229 11L232 12ZM254 9H255V10H254ZM6 10H7L8 12H7ZM47 10H48V9H47ZM170 10H171V12H170ZM189 10H190V9H189ZM189 10H187L188 13H189ZM226 10H227V9H226ZM228 10H227V12L230 13ZM236 10H237V11H240V12L235 13ZM245 10H246V14H243V12H245ZM263 10H264V9H263ZM15 11H20L19 13H17V16H14V15H16V14H15V13H16ZM22 11H24V9H23ZM155 11H157V10L155 9ZM175 11H176L177 13H176ZM182 11L184 12L185 10H182ZM191 11H192V10H190V14H189L190 16L192 15L191 17H195V16H197V15L201 12V10H197V12H196L197 14L195 15V13H193V11H192V13L194 14V16H193V14H191ZM194 11H196V10H194ZM199 11H200V12H199ZM209 11H208V12H209ZM215 11H217V10H215ZM261 11H262V13H261ZM47 12H48V11H47ZM55 12H54V13H55ZM129 12L137 13L136 11H129ZM129 12H126V13H124L123 15L125 16V15H126L127 13H129ZM162 12H163V13H162ZM172 12H173V13H172ZM174 12H175L176 14H175ZM198 12H199V13H198ZM212 12H211V14L209 13L210 15H208V13H206L208 16H206L204 12H203L204 15H200V14H202V12H201L196 18H198L199 16H200V18H203V17L206 16V18L208 17L207 19H211V17H209V16H212V15H213ZM222 12H223V14L226 13L225 15H228V16H227L228 19H227L226 17L224 18L225 15L223 16V14H222V15H219V17L217 16L216 18H214V17L212 16V17L214 18L213 20H217V18H219L218 20H220V19H221L220 17H222V16H223V17H222L221 21L223 20V18H224V20H225V19H226V20H233L232 18H230V14H228L226 11H225V13H224V11H222ZM222 12H221V13H222ZM253 12H255V14H252ZM20 13H21V15H20ZM51 13L54 15V17H53V16H50ZM134 13H131V14L129 13V16H130V15H133ZM158 13H159V12H156V14H158ZM184 13H185V15H187L188 18L190 17V16H188L187 12H184ZM184 13L181 14L180 18L182 17V15H183ZM234 13H235V16L233 15ZM18 14H19V15H18ZM22 14H24V16H23ZM77 14H81V13H77ZM77 14H75L74 16L78 18L79 15H77ZM149 14H150V13H149ZM241 14H239V15H240V18H241ZM25 15H26V16H25ZM30 15H31V16H30ZM66 15H68V12H67ZM160 15H161V16H160ZM162 15H164V16L162 17ZM185 15H183V18H182V19H180V18L177 17L178 20H181V21L184 20V16H185ZM80 16H81V15H80ZM126 16H127V18H130V17H128V15H126ZM155 16H156L158 19H156ZM167 16H168V15H167ZM202 16H203V17H202ZM255 16H254V17H255ZM262 16H261V18H260L259 20L261 21V19H262V22H263L264 18H262ZM12 17H13V20L16 18V19H15L16 22H13V23H12V21H13V20H12ZM14 17H15V18H14ZM23 17H24L25 19H24ZM41 17H42V19H41ZM45 17H47V16H45ZM72 17H73V16H72ZM132 17L135 18V14H134ZM136 17L138 18V16H136ZM237 17H238V18H237ZM246 17L243 16V19H240V20L253 21V20H251L252 17H251V18H250V17H249V18H246ZM258 17H260V16H258ZM258 17H257V18H258ZM7 18L10 19L9 24L7 23L8 21H6ZM35 18H33V19H35ZM58 18H59V19L61 18V19H60L61 22L59 21ZM79 18H80V17H79ZM81 18H82V17H81ZM125 18H126V17H125ZM139 18H141V15H140ZM150 18H151V17H150ZM161 18H160V19H161ZM177 18H175V19L173 20L174 23H175V20L178 22ZM255 18H256V17H255ZM257 18H256V19H257ZM17 19H18V20H17ZM30 19H29V21L32 20V19H31V20H30ZM57 19H58V21H57ZM164 19H166V20H167V19L170 20V17L168 16L167 18H164ZM185 19H187V18L185 17ZM249 19H250V20H249ZM252 19H254V18H252ZM36 20H34V21H36ZM65 20H63V21H65ZM161 20H162V19H161ZM254 20H255V19H254ZM20 21H19V22H20ZM257 21H258V19H257ZM25 22H28V20H26ZM46 22H47L48 24H46ZM54 22H53V23H54ZM151 22H152V21H151ZM177 22H176V23H177ZM62 23H63V22H62ZM62 23H61V24H62ZM176 23H175V24H176ZM11 24H10V25H11ZM43 24H44V26H43ZM56 24H57V23H56ZM12 25H11V28H12ZM17 25H18V23H17ZM20 26H21V25H20ZM22 26H23V25H22ZM22 26H21V28H22ZM24 29H25V27H24ZM41 29H42V28H41ZM8 31H9V33H8ZM171 35H173V36H171L172 38L175 36V34H173V33H171ZM176 35H178V32H176ZM240 35H241V34H240ZM6 37H7V38H6ZM175 38H176V37H174L173 40H174ZM263 38H264V37H263ZM263 38L261 37L260 40H263ZM2 39H3V41L7 39L6 41H8V43H9V42H10V43L8 44L6 41L3 42ZM176 39H177V38H176ZM26 40H27V39H26ZM260 40H259V41H260ZM27 41H28V40H27ZM260 42H261V41H260ZM263 42H264V40H263ZM263 42H261V43H263ZM4 43H5V44H4ZM3 44H4L5 46H3ZM7 44L9 45V47H8ZM263 44H264V43H263ZM12 45H13V46H12ZM10 46H11V47H10ZM5 47H6V49L8 50V52L6 51V52H7V55H6L5 51H4V50H5ZM7 47H8V48H7ZM12 47H13V49H12ZM9 48H11L12 50L10 51ZM20 50H21V51H20ZM31 50H32L33 52H30V53H29V50H26V52L28 51L27 55H29V54H31V53H32V55H33V53H34L35 51H34L33 49H31ZM9 52H11V53H13V54H16V55H12V56H10V55H9ZM20 52H21V55H19ZM232 53H233L234 55H236V54H235L236 52H235V53L232 52ZM24 54H25V53H24ZM37 54H40V53H37ZM233 54H232V55H233ZM237 54H238V53H237ZM27 55H26V56H27ZM232 55H231V57H232ZM234 55H233V56H234ZM13 56H15V57H13ZM19 56L22 57V58H20ZM236 56H237V55H236ZM10 57H13V58L11 59ZM234 57H235V56H234ZM236 58H238V59L236 60ZM234 59H235L236 61H239V62L241 61V60H239V59H240V58H239V54H238V57L233 58V60H234ZM13 60H14L15 62H14ZM1 61H0V63H1ZM236 61H234L233 65H237V64H236ZM239 62H238V64L241 63V62H240V63H239ZM4 63H1V64H0V76H2V77H0V264H63L64 262L66 263V261H67L68 263L71 262L70 264H72L73 262L70 261V260H68V257H67L69 253L71 254L72 252H74V254L77 255V257H79V258H80L81 256H83L84 254L81 255V253H80L81 250H79V249L75 248L73 245H71V244H70V243H71L70 241H69V242H70V243H69V245H70L69 247H70V248L73 247V248L77 249V250H78L77 253H76V251H72L73 248H72V249H69L67 246H64V245H66V242H67V245H68V241H67V240H68V238H69V235L67 234L68 232H67V230H66L67 228H65V227H66V226H65L66 223L64 224V222H63V224H61V223L59 222L60 220L57 221V220L59 219L58 217H63V216H61V214L63 213V210H62L63 208H62V207H64V205L62 206V204H64V203L61 201L62 203H60V204H61V207H60V205H59V201H60V200L58 201L57 199H54V197L51 199V195H52V194H51V192L48 193L49 190H50V188H49V187H50V185H49L50 178H47L46 175H45V176L43 175V174L45 173V170L47 169V168L44 169V168L46 167V166H45V165H46V164H45L46 161H45L44 158H39V157H40V152H39V151H36V150H38V148H37V149L35 148V145H38L37 142H40V140H38L35 144H33V145H34V147H33V146H32V143H31V140H32V142H33V140H34V136H32V137L30 136V135H32V134H35V133L38 131V129H37L36 126H35V125L37 124V122H36V121L34 122V119H35V120H41V121H45V120H47V123L49 122L48 124H50L51 121L55 120V117H56L55 114L57 115V113L53 112L54 117H53V116H51V117H47V116L45 115V113L43 112V114H44L43 119H44V120L41 118V117H42V114L40 113V111H39V112L37 111L38 113L36 112V115H35V114H34L35 111L38 110V109L41 108V107L38 108V107H36L35 105H33L32 103H29V101H27V100H28L27 98L30 97V96H27V97H25V98H26V101H27V103H28L27 105L31 104L32 106L35 107L34 112H33L32 109H31V108H33L31 105H30V107L26 105V101L24 100V99H25L24 96H25V94H26V95H29L30 91L28 90V91H29V92H28V91L26 90V87H24V88H25V90H24L23 87H22V84H19V83H21L20 81H21L22 79H25V80H26V77H27V76L24 77V75L26 74V72H27L28 70L25 71L23 67H22V68L19 67V68H20V69H19V68L17 67V65L14 64V65H16V66L12 65L13 69L10 68L11 66H9L8 68H9L10 70H8V73H6V71H7V70H6V67H5V70H6V71L3 70V67L6 66L8 63H5L6 65H5ZM2 64H4V65H2ZM237 66H238V65H237ZM252 66H253V64H250V68H251ZM15 67H16V68H15ZM14 68H15V70L18 69V70H16L18 73L16 74V71H15V72H12L14 75H13V74L10 75L11 71H13ZM22 69L25 71V73H23ZM252 69H253V70H252ZM252 69H251L252 71H254V69H255L254 74H255V72H256L257 74L259 73V77H258V75H254V76L258 77V78L256 79V80L258 81L259 78L261 77V76H260V72H257V71H259V70L256 68V66H255L254 68L252 67ZM256 69H257V71H256ZM19 70L22 71V73L24 74L23 76H22V75L19 76V72H20ZM2 71H4L6 74H8V76H9V75H10V76H9V77H8L7 75L4 76L5 73H3ZM9 71H10V72H9ZM40 72H41V71H40ZM1 73H3V74L1 75ZM45 73H46V71H45ZM252 73H253V72H252ZM15 74H16V75H15ZM20 74H21V72H20ZM27 74L31 75V73H27ZM27 74H26V75H27ZM39 74H40V73H39ZM42 74H43V72L41 73V75H42ZM29 75H28V76H29ZM44 75H45V74H44ZM3 76H4V77H3ZM12 76H15L14 79L17 78V77H21L22 79H21V78H18V82H19V83H18V82H15L17 79L14 80V81L12 80V78H11ZM45 76H49V75H45ZM69 76H70V75H69ZM252 76H253V75H251V80H250V82L252 83L251 87L253 86V87H252L253 90L256 91L255 88H256V89H258V88H257V86L254 87V85H253V80H252V79H253ZM23 77H24V78H23ZM28 78H29V77H28ZM28 78H27V79H28ZM224 78H226V80H227V82H226L225 79H224V81H225L224 83H225L226 85L229 86V90H231V91L235 90L236 92L233 91L234 94H236L237 96L241 97L242 100H243L244 98H245V99H244L245 101L248 99V96L243 95V93H239V92L237 93V90H240V89H241V88H240V89H237V88H239V85H240V87H241V83L237 82L239 85H238V84L233 85V84H234V81H233L232 79L229 80V79H228L229 77H224ZM19 79H21V80H19ZM260 79H262L263 82L261 81L262 83H261V82H260V83H259V82L256 83V80H255V78H254L255 83H256L257 85H259V84H260V85H264V80H263V78H260ZM231 80L233 81V84H227V83L231 82ZM175 81H176V80H175ZM175 81L173 80V84H174V85L176 84V83H174ZM14 82H15L16 84L18 83V84L20 85V87H17L18 84L15 86V85H14ZM8 83L10 84V86H8ZM178 83H180V82L178 81L177 84H178ZM235 83H236V82H235ZM258 83H259V84H258ZM177 84H176V85H177ZM246 84H247V83H246ZM256 84H255V85H256ZM230 85H232V86H234V87H232V86H230ZM236 85H238V87H235ZM260 85H259V86H260ZM259 86H258V87H259ZM230 87H231V88H234V89H231ZM242 87H243V86H242ZM248 87H249V86H248ZM248 87H247V88H248ZM251 87H250V88H251ZM19 88H20V89H19ZM21 88H22L24 91L21 90ZM250 88L246 89L247 92H248V94H249V92H250L251 89H252V88H251V89H250ZM260 88H262V86L259 87V89H260ZM236 89H237V90H236ZM259 89H258L257 91H259ZM263 89H264V87L262 88L261 91H264ZM253 90H252V91H253ZM244 91H245V90H244ZM22 92H23V93L26 92V93L23 94ZM27 92H28V93H27ZM247 92L245 91L246 94H247ZM245 93H244V94H245ZM250 94H252V93H250ZM240 95H242V96H240ZM243 96H244V97H243ZM251 96H252V95H249L250 98H251ZM253 96H254V93H253ZM239 97H237V98H239ZM246 97H247V99H246ZM254 97H255V96H254ZM23 98H24V99H23ZM250 98H249V101H250V100H251V101H254V100H252V99H255V98H253V97H252V99H250ZM256 99H257V98H256ZM256 99H255V101H256ZM238 100H241V99L239 98ZM23 101H24V103H23ZM249 101L247 100L246 103L248 102V104H249ZM238 102H239V101H238ZM240 102H241V101H240ZM240 102H239V106L241 107L242 105H241ZM243 102H244V101H243ZM252 103H253V102H252ZM242 104H243L242 108L245 107L246 104H245V103H242ZM244 104H245V105H244ZM252 105H253V104H252ZM252 105L249 104V108H251ZM256 105H257V104H256ZM256 105H255V102H254V107H255ZM240 107H239V108H240ZM36 108H38V109H36ZM227 108H228V107H227ZM237 108H238V107H237ZM239 108H238L237 111L241 110V109H239ZM247 108H248V106L245 107V109L243 108L245 111L242 109L243 114L246 112V109H247ZM255 108H256V109L259 108L258 105H257ZM30 109H31V110H30ZM43 109H44V108H43ZM43 109L41 108L40 110L42 111ZM251 109L253 110V107H252ZM256 109H255L254 111H252L251 115H252L253 117L255 116V118L257 117L258 119H260L259 117H261V120H259V122L261 121V123H263L262 120H263L264 118L262 117V114L264 113V111H263L262 114H261V113L259 114V112H258L259 110H256ZM227 110H228V109H227ZM231 110H233V109L231 108ZM231 110H230V107H229V111H230V112H232ZM30 111H32L31 114L29 113ZM44 111H45V110H44ZM255 111L258 112V114L260 115L259 117L256 116V115H258V114H256V115H254L255 113L253 114V112H255ZM260 111H261V110H260ZM48 113H50V112H49V111L47 112V110H46V114H47V115H49V116L52 115V112H51V114H48ZM54 113H55V114H54ZM247 113H248V112H247ZM33 114H34V115H33ZM38 114H41V115H40L41 117L39 116L40 119H38V118L36 119V117H35V116H37ZM243 114H242V113H241V114L239 113L236 117H235V116H231V118H232V117L235 118V119L232 118L231 120H235V121H236V120L239 118L238 116H240V115H242V116H240V118L243 117L242 119L245 120L246 117H244L245 114H244V116H243ZM30 115H31V118L29 117ZM251 115H250V116H251ZM32 116H34V117H32ZM263 116H264V114H263ZM37 117H38V116H37ZM57 117H58V116H57ZM45 118H46V119H45ZM48 118H50V119L53 118V119H52L51 121H49ZM240 118L238 119L239 121H240ZM244 118H245V119H244ZM223 119H224V121H225L226 118L224 117V118H222V120H223ZM229 119H230V118H229ZM229 119L227 118V120H229ZM32 120H33V122L30 123V121H32ZM59 120H60V119H59ZM59 120L56 118V122H58ZM222 120H218L217 123L220 122V124L223 126L224 123L222 124V122H223ZM227 120H226V121H227ZM243 120H241V122H242ZM216 121H217V120H215V122H216ZM221 121H222V122H221ZM247 121L252 122V121H250V119L248 120V118H247ZM247 121H246V123H245V122H244V123L242 122L241 124H243V125L246 126V125L248 124ZM8 122H9L10 124H12V123L15 124L14 128H13V126L11 127V128H13L12 130L9 128L11 125L9 126V124H7ZM56 122H55V123H56ZM60 122H63V121H59V122H58L59 124H61V128H62V126L65 127V125H67V124H63V123H65V122H63V123H60ZM32 123H33V124H32ZM34 123H36V124L34 125ZM55 123L52 122L53 125H56ZM237 123L240 124V122H238V121H237ZM261 123H260V124H261ZM6 124L8 125L7 127H8L11 131H10V130H7V127L5 126ZM30 124H31V125H30ZM59 124H57V125H59ZM239 124H238V125H239ZM241 124H240V125H241ZM257 124H259V123L257 122ZM260 124H259V125H260ZM33 125H34L35 127H34ZM217 125H218V124H217ZM221 125H219L218 127L221 128V127H222ZM240 125L238 126L239 129L242 128V125H241V126H240ZM259 125H258V126H259ZM261 125H262V124H261ZM261 125H260V126H261ZM31 126H32V127H31ZM245 126H243V129H241V130H237V131H236L235 129H231L230 125H228V127H230V129H231V132H230V134H229V133H227V132H228L230 129L228 130V127H226V124H224V127H222L223 129L221 128L222 130L219 129V131H221V133H224V134L226 135L225 138H227L228 141L230 140V141L228 142V144H229V143H232V142L234 143L235 141L237 142V141L239 140V139H237V137L239 136V138H241V136L244 135V134H242V132H244L248 127H249V128L251 127V128H250L249 130H247V132L249 131V134H250V131H251V133H254V131H255L254 129H255V128L252 130V128H253V124H250V123H249V125H247L246 129L244 130ZM30 127H31L32 131H31ZM59 127H60V126H59ZM67 127H68V126H66L65 129L68 130V131H69V130H74V132L76 131L75 129H72V128H71V129H68V128L71 127V126H69L68 128H67ZM225 127L227 128L226 131H224ZM261 127H262V128H261ZM261 127H260V130H263L264 125L261 126ZM34 128H35L36 130H35ZM258 128H259V127H258ZM258 128H256L257 131H259ZM63 129H64V128H63ZM138 129H140V128H138ZM33 130H34V131H33ZM140 130H141V132L143 133V130H142V129H140ZM227 130H228V131H227ZM232 130H233V131H232ZM35 131H36V132H35ZM222 131H224V132H222ZM235 131H236V132H235ZM252 131H253V132H252ZM30 132H32V134H31ZM38 132H39V131H38ZM38 132H37V133H38ZM72 132H73V131H72ZM77 132L80 134V131H77ZM138 132H140V131H138ZM237 132H238V133H237ZM255 132H256V131H255ZM259 132H260V131H259ZM263 132H264V131H263ZM37 133L35 134V139H36V140H37L36 135H37V137H39ZM142 133H141V134H142ZM232 133H233V134H232ZM235 133H237V134L240 133L241 136H240V134H239V135H237V134L235 135ZM260 133H261V135L264 134V133L262 134V131H261ZM260 133H259V134H260ZM138 134H140V133H138ZM245 134H248V133H245ZM259 134H258V132H257V136H258ZM228 135H230V136L232 135V137L235 136L237 140H235V139L233 140V138H230V136L227 137ZM251 135H252V134H251ZM255 135H256V134H255ZM261 135H259L260 137L258 136V140H259V141H260V138H262V140H261L262 142H261V143H260V142H256V141H258V140L255 141V138H256V137L254 138V140H253V138H252L250 141L253 140V141H252L253 144H254V142H255V143H258V144H262V143L264 142V140H263L264 136H261ZM244 136H246V135H244ZM249 136H250V135H249ZM253 136H254V134H253ZM253 136H251V137H253ZM235 137H234V138H235ZM251 137H250V138H251ZM31 138H32V139H31ZM243 138H248V135H247V137H243ZM250 138H248V139H250ZM227 139H223V140H222L223 143H226V142H227ZM231 139H232V140H231ZM241 139H242V138H241ZM248 139H246V141H247ZM256 139H257V138H256ZM224 140H225L226 142H225ZM209 141H210V142H209ZM209 141L207 140V143L209 142V143L211 144V147H212V145H213V146H216V147L218 146V144L221 145V143L216 142V141H214V140L212 141V140L210 139ZM211 141H212L213 144L211 143ZM244 141H245V140L243 139V141L240 140V141L237 142L238 145L241 144L242 148L244 147L243 149H242V148L240 149L241 146H238V147H239V150H242V151H239V150L237 149V147L235 148V147L233 146V145H237L236 142H235L234 144L232 143V144L229 145V146L232 145V146H233L232 149H235V151H237V150L239 151V152L236 154V153H234L235 151L232 150V151H233V156L236 155V156H235L236 158H235V157H232V159H231V157H230V156H232V155H230V154H232V153H231V147H229L230 150L227 151V153H224L225 151H224L223 149H221V150H223L224 152L220 150V146L217 147V150L215 149V150L218 151V152L220 151V153H218V152H216V151L214 150V154L212 153V154L210 155V156H212L213 158H212V157H210V158H211V159H214L215 157L218 156L217 154L220 155V154H222V152H223L222 155H225V157H227V155H228V157H227L228 159L226 160V161H228V162H225L224 160H222L220 156H219L220 159H217L218 157L214 159V160H217V162H218V160H219V161L222 160V161H220V162H223V161H224V165H223V163H218V164L216 163V164H214V165H219V166H220V165H223V166H222L223 169H225L224 167L227 166V167H226V168H227L226 171H227V170H228V167H229L227 164L229 163V165H230V167L232 168V170L235 169V170L239 171V172L235 171V172H237V173L235 174L233 171H231V168H229L230 171L233 172V174H235V176L237 177V180H238V179L244 180L243 182H240L241 185H242L243 183L245 184V182L247 183V185H248V187L246 186L247 189H246V187L243 186V188L246 189L245 191H244V190H242V191H241V190H237L238 187L241 186V185L239 184L238 181L236 182V183H237V185H236L237 188H236V186H233V183H235V180H234L235 176H233V175L231 176V181L233 182V180H234V182H233L232 184H230V185H232V186H229L230 188L228 189L227 186L225 185V180L227 179V178H225V177L227 176V174L229 175V173H231V172H228V171H227V173H225L224 170L221 171V170H220V167H217V166H214V167H217V168H218V169L216 168L215 170H218V173L221 172V173H219V175L221 174V175H220V176H221V177H220L221 179H219V182H220V180L223 181L224 178H225V180L223 181V183L220 182V183H222V184L219 183L220 186L218 185V183H216V184H215L216 186H215L214 184H211V183H215L216 181H213V182L210 181V180H213L214 178L209 179L210 177H207L209 180H208L206 177L203 178L202 181L207 179L206 182L204 181V182L206 183V187H205V185H204L205 183H203L202 186L199 187V188H201V187L203 188L202 191H204V190L207 189L206 192H204V193H203L202 191H199L200 194L203 193V194H201V196H202V195H203V196H204V195L206 196L205 199L202 197V199H204L203 201H201V200H202L201 198L198 199L199 196H200V194H199V192L197 191V188H196V187H194V188H195V189H194V192L197 191V192H195V193H196V194H197V193L199 194V195H197L198 197L195 196V193H194V192L192 193L191 191H189V190L192 189V188H188V189H189L188 191H189L190 193H187V192L184 191V189L187 190V188H184L185 186H184V187L181 186V187H183V188H181V187L179 186V184H178V185L172 184V182H175V181H171V180H170V179H172V178H169V177H168L169 180H168L167 178H165V177H167V176H165V177H163V178H164L165 180L167 179V181L171 182V184L174 185V187L172 186L173 188H175V186H176L177 190H179L178 194H179L181 191H184V194L186 193L187 196H188V197L186 196L187 198L191 199V201L194 200L195 203H197V204H198V202H199V203H200V202H204V204H203V205H204V208H205V206H206V207H207V210H209V211L212 212V213H211V212H209V211L206 210V213L209 212V215H213L212 217H211V216H210V217L213 218V219H212V220H213L212 222H214V224H212V222H211V218H210V220H208V219H209L208 214H207V216H206L208 219H207V221H205V218H206V217H204V216H205V215H204L205 213L200 212L201 210H197V208H195V210H196V213H198V214H194V216H195V215H198L197 217H196V216L193 217V216H191V214L189 215V212L187 211L188 207L186 206L187 204H185V206L187 207V209H186V213L188 212L187 215L190 216V218L193 217V219H194V220H193L194 222L191 221L192 219H189L190 223H191L192 225H194V227H193V229H192V234H194V233H196V232H199L198 234L196 233V235H201V234L203 235V233H204L205 231H207V230L210 229V231H207V232H205V233H206L207 235L209 234L208 236H211L210 238H211V240L215 241V244H213L214 242L210 241L209 237L204 233V234L206 235L207 242L210 241L209 243L211 244V246H212V244H213V245H214V246H213L214 248L217 247V245H219V243H220V244H223V245L225 244L224 246H226V248H225L223 245H220V246H222V247H220V248H221V252L223 251L222 248H223L224 251L226 252V253L223 252L224 255H226L227 252H228L230 249H231V252H232V251L235 252L236 250H237V252H240L241 249L239 250V248H242L243 253H242V252H241V253H236V252H235V253H236V256H233V255H232V254H234V253L231 254V252H228V255H227V256H230L229 254H231V255H232V258H231V256L228 257V258H227L228 260L226 259L227 261L225 260V258H226L227 256L225 257L223 254H220L218 257H219V260H220L221 262H223L222 260H225L226 262H223V263L227 264V263L229 262V259L232 260V259H234L235 257L241 256V255H238V254H242V256L245 255V256H243V259L245 258L244 261H242L243 264H245V262H247V261H248L247 264H264V145H260V147H259V145H255V146H257V147H254V146H252V145H247V146H245L246 144H251V142L248 143L249 141H247V142H244ZM34 142H35V140H34ZM239 142H241V143L239 144ZM217 143H218V144H217ZM242 143H243V144H242ZM244 143H246V144H244ZM210 144H209V146H210ZM263 144H264V143H263ZM189 145L191 146V147H190L191 150H193L192 152H196V150H194V149H195L194 146H193L192 144H189ZM38 146H39V148H40V145H38ZM227 146H228V145H227ZM249 146H252V147H249ZM216 147H212V148H216ZM221 147H222V145H221ZM245 147H246V148H245ZM248 147H249V148H248ZM253 147H254V148H253ZM32 148H33L34 150H33ZM108 148L110 149L111 147H108ZM188 148H189V146H188ZM236 149H237V150H236ZM245 149H247V150L249 149V150L247 151V154H246V155H244V153H242V152H245ZM39 150H40V149H39ZM191 150H190V151H191ZM109 151L112 152V151H113V148H111ZM190 151H189V152H190ZM38 152H39V154H38ZM192 152H190V154H191ZM34 153L37 154V155H39V156L36 157V155H35ZM228 153H229V154H228ZM245 153H246V152H245ZM192 154H194V153H192ZM213 155H215V156H213ZM222 155H221V156H222ZM34 156H35L37 159H39L38 162H37V165H39V164H41V163L43 162V160H41V159H44V162H43L44 167H43V165L35 166L36 164H34V163H36L37 160H34V158H35ZM237 156H238V157H237ZM154 157H155V156H154ZM207 157H208V156H207ZM222 157L224 158V156H222ZM229 158H230L231 160H233V158H235V159H234V160H236L235 164L232 163V162H234V161L229 162V161H230ZM134 159H135V158H134ZM134 159L132 158V160H134ZM136 159H137V158H136ZM224 159H225V158H224ZM247 159H249V160H247ZM152 160H153V159H152ZM214 160H211V161H213V163H215ZM34 161H35V162H34ZM246 161H247V162H248V161L250 162V165H251V168H252V169H249L250 167H247L245 164H243V162L245 163ZM39 162H40V163H39ZM140 162H141V161H140L139 159H138L137 162H136V160L134 161V163H136V165H137V163L139 164ZM152 162H153L152 164L155 163V161H152ZM247 162H246V163H247ZM249 162H248V163H249ZM141 163H142V162H141ZM141 163L139 164L140 166L142 165ZM150 163H151V161H150ZM225 163H226V165H225ZM230 163H232L233 165H231ZM236 163H237V164H236ZM248 163H247V165L249 166ZM152 164H150V165H147V164H146V165H147L148 167L154 169L155 165H153V166H154V167H153ZM239 164H240V165H239ZM235 165H237L236 167H239V166H240L241 168H239V169L236 168V167L233 168L232 166H235ZM132 166H133V164H132ZM142 166H143L142 168H144L145 170L148 171V169H149L148 167H146V166H144V165H142ZM151 166H152V167H151ZM37 167H40V169H39V168L37 169ZM41 167L43 168V172H44V173H42V174H41V172H42V171H41V170H42ZM222 167H221V169H222ZM253 168H254V169H253ZM35 169H37V173H38L37 175H40V176H39L40 178H39L37 175L35 176L36 179L38 178V180H35V178L32 177V173H34V172H32V171L35 170ZM152 169H151V170H152ZM39 170H40V172H38ZM151 170L149 169V172H150ZM254 170H255V171H254ZM46 171H48V170H46ZM156 171H157V170H154V171H152V173L155 172V175H156V176H157L158 174H160V175H158L159 177L164 176V174H161V173L156 174V173H157ZM35 172H36V171H35ZM216 172H217V171H216ZM222 172H223L224 174H226L225 177H224V175L222 174ZM35 174H36V173H35ZM49 174H50V173H49ZM41 175H42L43 177H45V179H48L49 181L47 180L48 182L46 183V180H45V179H42V178H41ZM222 175H223V176H222ZM230 175H231V174H230ZM230 175L228 176V178L230 177ZM33 176H34V174H33ZM50 177H51V176H50ZM232 177H234L233 180H232ZM57 178H58V177H57ZM57 178H56V180H58V181L60 180L59 182L62 184V182H61V181H62L61 178H60V179H57ZM222 178H223V179H222ZM41 179L43 180V183L40 182ZM52 179H53V178H52ZM235 179H236V178H235ZM42 180H41V181H42ZM44 180H45V181H44ZM214 180H215V179H214ZM227 180L230 181V179H227ZM241 180H240V181H241ZM51 181H53V180H51ZM58 181H57V182H58ZM207 181H209V182H208V183L210 184L209 187H208L209 184L207 185ZM231 181H230V182H231ZM44 182L46 183L45 185H49V186H48V187H47V186L45 187V186H44ZM57 182H56V183H57ZM59 182H58V184H59ZM230 182H229V183H230ZM56 183H55V184H56ZM41 184L43 185L44 188H46V189L48 190V192H47V190H46V192H45V189L42 187ZM176 184H177V183H176ZM244 184H243V185H244ZM213 185H214L215 187H214ZM221 185H224V186H225L226 190H225V188H223V187H222V188H223L226 192H228V194L231 192L230 194H233V195H234L237 199H239V200H232V199L230 198V195H228V194H227L228 196H227V195H224V193L226 194V192L223 191V189L221 188ZM227 185H229V184L227 183ZM234 185H235V184H234ZM238 185H239V186H238ZM245 185H246V184H245ZM177 186H178V187H177ZM218 186H219V187H218ZM122 187H124V185H123ZM204 187H205V188H204ZM207 187H208L209 189H208ZM210 187H211V188L213 187L214 190H215V188H216V189L220 188V190H221L223 193H222L220 190H217V192L219 193V191H220L221 194H220V193H219V194H220L221 196H223V195L225 196V197H223V199L225 198L224 200H225L226 202H225V201H224V202H225L226 204H223V203L220 201V200H223V199H221V198H222L221 196H220V198H219V200H218L219 205L217 204L216 201H215L216 203L213 201V200H216V198L218 199V193H217V192H216V193H215V192L213 193L214 190L212 189L213 191H211V190H210V189H211ZM217 187H218V188H217ZM48 188H49V189H48ZM173 188H172V190L174 191V192H173L174 195L178 196V195H177V192H175V191H177L176 188H175V190H174ZM179 188H181L182 190L180 191ZM199 188H198V189H199ZM231 188H232V189H231ZM240 188H242V187H239V189H240ZM243 188H242V189H243ZM121 189H122V188H121ZM227 189H228V190H227ZM230 189H231V190H230ZM192 190H193V189H192ZM208 190H210V191L212 192L213 195L215 194V195H214V197L216 196L215 199L213 198L212 194H210L211 192L209 193ZM122 191H124V189H123ZM215 191H216V190H215ZM246 191H247V192H246ZM44 192L47 193L48 195H46ZM120 192H121V191H119V193H120ZM142 192H144V191L141 190V194H143ZM207 192H208V193H207ZM243 192H244V193H243ZM121 193H123V192H121ZM121 193H120V194H121ZM125 193H126V191H124L123 194H125ZM169 193H170V191H169ZM50 194H51V195H50ZM141 194H140V192H139V193H138V196H139V197H142V198H145L146 195L148 196L147 192L144 193L143 196H140ZM145 194H146V195H145ZM181 194H182V193H181ZM181 194L178 196L179 198L182 197ZM193 194H194L196 200L194 199V196H193V200H192V195H193ZM206 194H208V196H207ZM239 194H240V195L242 194V195H241V198L244 197V196H246V197H247V200H249L248 198L250 197V201H252V202H249V201H248L247 204H246V205L250 206L249 204L252 203L251 206L253 205V206H252V209H251V210L249 209L251 212H250L249 210L246 211V212L249 211V212L251 213V214L248 213V214H249L248 216H247L246 212L244 213L245 215L243 214V210H241V211H242V214H241V212H239V211H240L239 207L241 206V204H243V203L240 202L241 199H240V195H239ZM45 195L47 196L48 201H46L47 198H45V197H46ZM49 195H50V196H49ZM144 195H145V197H144ZM210 195H211L212 198H213V200H212L213 203L216 204V205H218L219 209H220V203H222V204L224 205L223 207H221V209L223 210V213H225V212H229L230 215H229L228 213H225L226 216H229V218L226 217L221 211H219V212H221V213H219V212H218L219 209H218V210L216 209V205L213 206V203H212V201H211V198L209 197ZM233 195H231V196L233 197ZM52 196H53V195H52ZM120 196L122 197V194H121ZM124 196H125V195H124ZM183 196H185V195H183ZM201 196H200V197H201ZM121 197H120V198H121ZM190 197H191V198H190ZM207 197H208V198H207ZM226 197L229 198L230 200H229V199H226ZM235 197H234V199H236ZM120 198H119V199H120ZM123 198H124V197H123ZM209 198H210V199H209ZM50 199L53 200V203H52V202H49ZM206 199H207V200H206ZM208 199H209V200H208ZM180 200L188 201L187 199L185 200L184 197H182V199H180ZM199 200H200V201H199ZM228 200H229V202H230V201H234L233 203L230 202V206H231V207H232L233 204L236 203L235 206L232 207V208H229V206H228V204H227V203H229V202H227ZM244 200L246 201V199H244ZM54 201L58 203V204L56 205V206L58 207V208L56 207L57 209H56V208L53 209V208H54L53 206H55V204H56ZM183 201H181V203H182ZM189 201H190V200H189ZM189 201H188V202H189ZM197 201H198V202H197ZM237 201L240 202L239 206L237 205V204H238ZM242 201H243V199H242ZM47 202L50 203V205H48ZM243 202H244V201H243ZM78 203H79V201H78ZM78 203H77V204H78ZM184 203H186V202H184ZM184 203H183V205H184ZM189 203H190V202H189ZM189 203H188V204H189ZM245 203H246V202H245ZM51 204H52V205L54 204V205L51 207ZM222 204H221V206H222ZM231 204H232V205H231ZM258 204H259V205L261 204L262 207H260ZM79 205H80V204H79ZM189 205H190V204H189ZM189 205H188V206H189ZM195 205H196V204H195ZM198 205H200V204H198ZM203 205H202V209L204 210ZM236 205H237L238 207H236ZM254 205H258L261 209H260L259 207H255V208H256V211H255ZM192 206H193V202H192ZM200 206H201V205H200ZM225 206H226V207L228 206V207H227L228 210H229V209L231 210V209L235 208V211H237V212H235V211L233 210L234 213H237V214L240 213V214H241L242 221L244 222V223H243V222H241V223L244 224V225H242L239 221H237L238 218H235V219H234V217H233L234 220H232V218H230L231 213H232V210H231V211L225 210V212H224V209H223V208H225ZM242 206L245 207V204H243ZM248 206H246V207H247V208H251V207H248ZM169 207H170V206H169ZM169 207H167V210H169V211L164 210L165 212L167 211V212L169 213V214H168V213L166 212V214H168L167 216H169V217L165 216V219H168V218L170 219V218H171L170 216H171V214H172V212H171L172 208H170V209H171V210H170ZM190 207H191V206H190ZM190 207H189V209H190ZM218 207H217V208H218ZM243 207H242V209H243ZM48 208H52V209H48ZM59 208H61V209L59 210V213H58V212H56V210H58ZM192 208H194V206L191 207L190 210H193ZM227 208H226V209H227ZM247 208H246V209H247ZM258 208H259V209H258ZM64 209H65V207H64ZM164 209H165V208H164ZM237 209H238V210H237ZM253 209H254V210H253ZM257 209H258L259 211H257ZM49 210H50L51 212H50ZM54 210H55L56 213H55V212H52V211H54ZM190 210H189V211H190ZM195 210H194V212L192 211V212H190V213H195ZM260 210H262V211H260ZM60 211H62V213H61ZM164 211L162 210V212H164ZM204 211H205V210H204ZM244 211H245V210H244ZM49 212H50V213H49ZM165 212H164V213H165ZM261 212H262V213H261ZM47 213H49L50 216H49V214L47 215ZM52 213H55L56 215L54 214V216H53ZM157 213H158V212H157ZM157 213H156L154 216H156V217H157V215L160 216V217L163 216L162 214H160V213L157 214ZM170 213H171V214H170ZM200 213H202V214H200ZM59 214H60V216H59ZM237 214H236V217H239V215H237ZM46 215H47V217H46ZM57 215H58V216H57ZM173 215L175 216L174 209H173ZM192 215H193V214H192ZM203 215H204V216H203ZM242 215H244V216L242 217ZM250 215L253 216V217L251 216L253 219L250 218ZM51 216H52L53 218H50ZM199 216H201V217L203 216V219H204V221H203V219L201 218V219H202V220H201L202 222L200 221V222H201V226H202V224L205 225V223L207 222L208 225H209V223H210V228H209L208 225H207V226H204V225H203V226H202L203 228H202V227L199 226V225H200V222H199L198 220H197V223L195 222L196 219H199V218H198ZM214 216H215V218H216V216H217V218L214 219ZM219 216H220V217H219ZM233 216H235V215H233ZM45 217H46V218H45ZM48 217H49V219H48ZM56 217H57V219H56ZM231 217H232V216H231ZM195 218H196V219H195ZM218 218H219V220H218ZM223 218H224V219H223ZM46 219H47L48 223H46V222H47V221H45ZM50 219H52V220L50 221ZM53 219L56 220L55 223H57V222L60 223V226H59V224H58V226L56 225V227L61 228V227H62L61 225H63V227L65 226V227H64L65 230L61 228L62 230L59 231V229H57V228L55 227V225H53V224H54ZM60 219H62V218H60ZM169 219H168V221H169ZM171 219H172V218H171ZM171 219H170V222H171ZM220 219H221V221H222V220H226V221L228 220V221H227V222L223 221L224 223L222 222V223H223V224H222V223H220ZM199 220H200V219H199ZM216 220H218V221H216ZM229 220H230V221L232 220V222H229ZM235 220H236L237 222H236ZM239 220L241 221V219H239ZM52 221H53V224H51L52 226H49V225H50L49 222L52 223ZM208 221H210V222H208ZM233 221H234V222L236 223V225L238 226V228H239L238 231H240V229H241V230H244L245 233L247 232V233L250 235V236H249L247 233H246V234L244 233V234L246 235V237H243V236L240 237V238H242V239H241L242 243H241L240 239H239V240L237 239V236H239V234L242 235V233H241L242 231L236 236L237 233H234V232H236V230H237L238 228H237V229L234 228V227H236V225H233V224H235ZM61 222H62V221H61ZM198 222H199V223H198ZM203 222H205V223H203ZM215 222H218V223L215 225ZM246 222H247V223H246ZM193 223H194V224H193ZM207 223H206V224H207ZM219 223H220V224H219ZM225 223H227L228 225H225ZM239 223H240V224H239ZM245 223H246V224H245ZM47 224H48V226H46ZM211 224H212V225H211ZM230 224H232V226H233L232 229L234 228V231L231 229V225H230ZM247 224H248V226L246 227ZM165 225H166V224H165ZM196 225H198L200 228H198V226L196 227ZM218 225H220V226H218ZM223 225H225L226 227H223ZM229 225H230V226H229ZM53 226L55 227V229H57V230H56V231H57V234H56V233H53V232H55V229H54ZM128 226H129V229H128ZM166 226H167V229L170 228L168 225H166ZM211 226L214 227V228L211 229ZM216 226H217L218 228H219V227H220V228H219V229H218V228H215ZM221 226H222L223 229L221 228ZM227 226L230 227V230H231V231L235 234V236H236V237H234V239L236 238L235 241L233 240V238H232V240H231V241H232L231 244H232L233 242H234L233 245L236 244V246H234L235 248L238 246V248H237L236 250L232 247L233 245L230 244V245H228L229 247L226 245V244H229V243H230V242H229L230 239L228 240V238H231V237H233V235H234V234H232L231 237H230V234H231V233H229V230L227 229ZM48 227H50V228H52V229H50V228L48 229ZM195 227H196V229H195ZM125 228H127V230H128L127 232H130L131 230L134 229L133 227L131 228L129 224H128V225L126 224ZM125 228H124V229H125ZM130 228H131V230H130ZM162 228L164 229V228H166V227H162ZM162 228L160 227V229H162ZM183 228H185V227H183ZM183 228H182V229H183ZM201 228H202V229H201ZM204 228H205V229H204ZM250 228L253 229V230H250ZM194 229H195V230H194ZM199 229H201V230L198 231ZM206 229H207V230H206ZM214 229H218L219 231H218V230L216 231V230H214ZM221 229H222V231H223V235L219 233V232L221 231ZM224 229H225V230L227 229V230L225 231ZM235 229H236V230H235ZM49 230H50V231H49ZM52 230H53V231H52ZM63 230H64V231H63ZM164 230H165V229H164ZM168 230H169V229H168ZM168 230H166V231H168ZM185 230H186V228L184 229V231H185ZM193 230H194V231H193ZM48 231H49L50 233L52 232V233H51V236H50V233H49ZM125 231H126V229H125ZM133 231H134V230H133ZM133 231H131L130 233H128V234H130V235H128V234H127V235L131 237V236H132L131 233H133ZM140 231H141V230H139V231L137 230V232H139V233H136V234H141V233H142V234H141V235H142L141 237H142V239H143V235H145V234H143L144 231H141V233H140ZM166 231H164V233L162 234L163 231L161 230V233H160V234H161L162 236H164V234H166ZM170 231H172V233L174 232V234H175V231H173L172 229H171ZM201 231H202V233H200ZM211 231H212V233H211ZM215 231H216V233H218V234H220V235L217 236V234L215 233ZM222 231H221V233H222ZM227 231H228V233H227ZM238 231H237V232H238ZM65 232H66V233H65ZM114 232H115V231H114ZM114 232H113V233H114ZM116 232H117V233H114V234H118L119 230H116ZM127 232H123V233L126 234ZM135 232H136V231H135ZM135 232H134V234H135ZM159 232H160V231H159ZM188 232L191 233L190 230H187V234H186V233H183V234H185L186 237L190 236V237H191V240H192L193 235H192V234L189 235ZM213 232H214L215 235L213 234ZM59 233H60V236L62 235V237L59 236ZM62 233H63V234H62ZM119 233H122V232H119ZM172 233L170 232L169 235H173ZM224 233H225V234L227 233L229 237L227 236V234L224 235ZM55 234L60 238V240H57V239H59V238L54 239V238L56 237V236H54ZM65 234H66L65 237L67 238V240H66L65 237H64ZM114 234H113V235H114ZM125 234H123V235L125 236ZM183 234H181V235H183ZM211 234H212V235H211ZM244 234H243V235H244ZM52 235H53V236H52ZM67 235H68V236H67ZM166 235H167V234H166ZM194 235H195V234H194ZM196 235H195V237H196ZM202 235H201V236H202ZM205 235H204V237H205ZM245 235H244V236H245ZM119 236L121 237L122 235L120 234ZM133 236H134V235H133ZM137 236H140V235H137ZM145 236H146V235H145ZM214 236H216V238H219L220 236H222V238H224L225 236L228 237V238L225 237L226 239H225V238L223 239V241L225 240L226 242H225V241L223 242V241L221 240L222 238L217 239V240L219 241V243L217 244V243H216V239H214V238H215ZM248 236H249V237H248ZM63 237H64V238H63ZM116 237H118V236H116ZM116 237H115V238L113 237V239H112L113 241L109 240V242H110V243L113 242V244H114L115 239H116V242H115V243H117V240H118V239H120V240L122 239V240H123V238L126 239L127 236L122 237V238H116ZM164 237H166V236H164ZM170 237H171V236H170ZM170 237H169V238H170ZM186 237L184 238V237L182 236L183 239H181V242H182V243L180 244V247H181V245H182V249H185V250H182V249H181V251L184 253V255H187V254H188L187 252H185L186 249H187V251H188V249L190 250V247H189V246L192 247V245H189V244H193V243H194V242H193V243H192V242H188V243H187L186 241H190V240H189V238H187L188 240L185 241ZM195 237H194V238H195ZM204 237L202 236V238H204ZM247 237H248V238H247ZM52 238H53V239H52ZM127 238H129V237H127ZM145 238H146V237H145ZM245 238H246V239H245ZM33 239H36L37 242H38V240H41V242H38V243H40V246H41V247H40V246H37V247L40 248V249H39L40 251H38V250H37L38 248L36 247V245H38V243L35 244L34 242H36V240H33ZM62 239H65V240H64L65 242H63ZM125 239H124V241H125V244L128 246L129 251H132V253L130 254V257H131V255L133 254V252H134V254L137 253V254H136L137 257H139V258L142 257V259L139 260L138 264H139V263L142 264L143 261H145V260L148 261V260H149V258H147V257H148L150 254H152V250H149L151 247H149L148 249H146V250H147L146 254H145V251H144L145 248H143V249L141 248V246L143 247V246H146V245L149 244V243H147V241L143 240V241H145L144 243H145L146 245H144V244L142 245L141 243H143V241H141V243L139 244V247H138V244L134 243L135 245H133V246L136 247V245H137V248H138V249H136L135 247H133V246L131 245V244L133 243V241H132L131 239H130L131 243H129V242H130L129 239H126V240H128V242H126ZM195 239H197V238H195ZM195 239H194V240H195ZM51 240H53V242H56V240H57V242H58L57 245L59 244V241H60V242L62 241L61 244L63 245V247H65V249L63 248V251H64V252L62 251V248H61L62 245H61L60 249H57V248H59L60 244H59V246L57 247V245H56L55 243L53 244V242H52ZM120 240H118V244H120V242H122V240H121V241H120ZM182 240L185 241V243H183ZM200 240H201V239H200ZM200 240H199V238H198V243H197L198 245H200V244H199V243H200ZM220 240H221V241H220ZM227 240H228L229 243L227 242ZM124 241H123V242H124ZM205 241H206V240H205ZM218 241H217V242H218ZM238 241H239L240 243H239ZM51 242H52V244H51ZM123 242H122V243H123ZM63 243H65V244H63ZM88 243H89V242H88ZM94 243H95V244H94ZM94 243L92 244V243L90 242L89 244H87V245H88L87 247H89V248L91 247V249H92V247L95 246V245L97 244L96 241H95ZM100 243H101V242H98V245H97V246H98V249H99V248H100V249L97 250V249H96L97 247L95 246V247L93 248L92 252L94 251V249H96V252L99 251V252H97V254L99 253V255H100L101 257H102V256H107V255H109V254H110V253L108 254L109 251L107 252V251L104 249V247H106V246L103 247V246H102V243H101V244H100ZM186 243H187V246H188L189 248L186 247V245H185ZM209 243H208V244H209ZM237 243H239V244H237ZM41 244H42V245H41ZM90 244H92L93 246L90 245ZM99 244H100L103 248H101V246H100ZM103 244H104V243H103ZM113 244H109V243H108L107 249H108V247L111 248L109 245H112V247L115 248V245L113 246ZM123 244H124V243H123ZM123 244H120V246L122 245V246H121V247H122L121 250H122V249H123V250L125 249V248H123V247H127L125 244H124V246H123ZM216 244H217V245H216ZM54 245H56V246H54ZM89 245H90V246H89ZM198 245H196V246H198ZM239 245H240V246H239ZM52 246H53V247H52ZM148 246H150V245H148ZM148 246H147V247H148ZM194 246H195V244H194ZM230 246H231V248H230ZM55 247H56V248H55ZM147 247H146V248H147ZM161 247H164V246H160V247L158 246V249H159L158 255L160 254ZM184 247H185V248H184ZM199 247H200V246H199ZM227 247L230 248V249L228 250ZM67 248H68V249H67ZM114 248H111V249H114ZM155 248H156V246H155ZM197 248H198V247H197ZM214 248L212 249V247H211V249L213 250L212 252H213L215 255H217L215 252L220 251V248H216V249H214ZM53 249H55L56 252H55V250L53 251ZM111 249H110V250H111ZM116 249H117V247H116L114 250H116ZM139 249H141V250L139 251ZM158 249H157V250H158ZM162 249H163V248H162ZM191 249H192V248H191ZM206 249H208V250L210 251V253H209V252L207 253L206 251H208V250H206ZM211 249H210V246L207 247V248H205V249H202V252L205 251L207 254H211V255H208V256H205V255H204V256H205L204 258L207 257L208 259H206V262H205V263L202 262L201 264H203V263H204V264H207V261H208L209 264H213V263L215 262V261H214V260H215V257L213 256L214 254L211 252ZM225 249H227L228 251L225 250ZM57 250L61 251V253L59 254V253H58L59 251L57 252ZM67 250H68L69 253H67ZM70 250H71L72 252H70ZM73 250H74V249H73ZM103 250H104V251H103ZM108 250H109V249H108ZM126 250H127V249H125L124 251H125V253L128 255V253H130V252L127 253ZM153 250H154V249H153ZM163 250H164V249H163ZM215 250H216V251H215ZM238 250H239V251H238ZM102 251H103V252H106L107 254H104ZM111 251H112V250H111ZM111 251H110V252H111ZM117 251H118V250H117ZM154 251H156V250H154ZM37 252H38V255H39V257L41 258V260H40V258L38 257ZM39 252L41 253V255H40ZM65 252H66L67 254H65L66 257L63 258L64 255H61V254H64ZM100 252H101V253H100ZM113 252H114V251H112V254H111V255H113ZM148 252H149V253L151 252V253H150V254H147ZM189 252H190V251H189ZM56 253L59 254V255H58L59 257H57ZM78 253H79V256H78ZM82 253H83V251H82ZM123 253H124V252H123ZM125 253H124V254H125ZM161 253H162V250H161ZM206 253H205V254H206ZM244 253H245V254H244ZM72 254H73V253H72ZM94 254H95V252H94ZM101 254H102V255H101ZM126 254H125V256H126V258H127V255H126ZM134 254H133V256L136 257V255H134ZM153 254L156 255V253H153ZM163 255H164V253L160 254V256H162V257H163ZM184 255H182V256H184ZM221 255H222V256H221ZM237 255H238V256H237ZM254 255H256V256H255L256 258H253ZM84 256H85V255H84ZM93 256L96 257V254L93 255ZM133 256H132V258H134L133 260L136 261L138 258L136 257L137 259L135 260V257H133ZM209 256H213V257H214V258H213L214 260L212 259V262L214 261L213 263H212V262L210 263L211 259H210ZM37 257H38L39 259H38ZM101 257L97 256V258H101ZM111 257H112V256H111ZM113 257H115V253H114ZM113 257H112V260H114V262H115V259H113ZM149 257H151V259H152V256H151V255H150ZM157 257H158V256H157ZM184 257H185V256H184ZM186 257H187V256H186ZM186 257H185V259H186ZM221 257H225V258H224V259H223V258L221 259ZM246 257H247V259H246ZM60 258H63L65 261L63 262V260L60 259ZM65 258H67V259H65ZM83 258H85V257H83ZM132 258L129 259V255H128V261H131ZM204 258H203V259H204ZM211 258H212V257H211ZM238 258H239V260H240V262H241L242 258H241V257H238ZM238 258H236V259H238ZM59 259L61 260V262L59 261ZM94 259H95V260H93V259L90 260V259H88V258H85V259H83L84 261L81 262L80 264H87V261H89V260L91 261V262L89 261V264H94L95 261L98 260V259H96V258H94ZM151 259H150V260H151ZM156 259H157V260H156ZM156 259H154V257H153L152 260H154V262H155V260H156V262H157V261L161 262V260H162V259L160 260V257H159V260H158V258H156ZM180 259H181V258H180ZM203 259H198V260L202 261ZM216 259L218 260V258H216ZM236 259H234V260H236ZM39 260H40V261H39ZM100 260H101V259H100ZM112 260H111V262H112ZM125 260H127V259H125ZM152 260H151V262L149 261V263H152ZM204 260H205V259H204ZM204 260H203V261H204ZM209 260H210V261H209ZM219 260H218L217 262H215V263H217V264H219V263L222 264ZM234 260L231 261L232 264H234V263H233V262H235ZM245 260H246V261H245ZM69 261H70V262H69ZM81 261H82V258H81ZM93 261H94V262H93ZM140 261H141L142 263H141ZM180 261H181V262H180ZM180 261H179V263H184V264H186V260H185V261L183 260L184 262H182V259H181ZM59 262H60V263H59ZM62 262H63V263H62ZM74 262H75V261H74ZM84 262H85V263H84ZM92 262H93V263H92ZM114 262H113V263H114ZM154 262H153V263H154ZM231 262H230V263H231ZM237 262H238V260H236L235 263L237 264ZM97 263H98V264H101V263L99 262V260H98ZM97 263H95V264H97ZM113 263H111V264H113ZM127 263H128V264H129V263H132V264H133V262H126V264H127ZM134 263H135V262H134ZM149 263L147 262V264H149ZM153 263H152V264H153ZM161 263L163 264V262H161ZM230 263H229V264H230ZM114 264H116V262H115ZM144 264H145V263H144ZM155 264H157V263H155ZM238 264H239V263H238Z\"/></svg>",
	"mask_w": 264,
	"mask_h": 264
}]
</instances>
